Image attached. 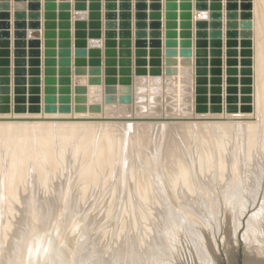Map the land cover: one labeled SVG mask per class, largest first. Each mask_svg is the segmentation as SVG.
<instances>
[{
    "label": "rangeland",
    "instance_id": "obj_1",
    "mask_svg": "<svg viewBox=\"0 0 264 264\" xmlns=\"http://www.w3.org/2000/svg\"><path fill=\"white\" fill-rule=\"evenodd\" d=\"M198 1L200 0H160L159 2L162 4V7L157 8L155 7V5L156 3H158V0H0V116H2L3 114L2 116L3 118L2 117L0 118L1 119L0 120V127H1L0 155L2 154L0 156L1 157L0 176L3 177L4 176L3 174L8 172V167H10L11 164L15 165L16 163V165H19V162L24 163L23 159H26V157H30L29 161H27L28 159L24 160L29 162V164L25 162L24 166H21V163L20 166H17V169L20 167L19 170H21L22 168H25L28 165L25 168L28 170L23 169L24 171L28 172L25 179L24 177L23 179L21 177V176H25L21 174V172L26 174L23 170L19 172L20 175L16 173L18 171L16 169V165L15 168L14 166L13 168L11 167L10 168L13 171L14 169L15 171L17 170L13 174L16 173L18 176L14 175V177L11 178L10 176L11 175L13 176L12 174L13 171H11L10 168L9 170L11 171V173L9 171L10 174L9 173L5 174V179L9 178L8 181L10 180V182H8V184L10 183L9 185L12 186V184L15 183L14 188L16 192H13L15 193L14 196L12 193V190L14 191V189L11 188V186L9 187L7 183H4L5 180L3 181V183L7 185L5 187H7V189L10 190L12 194L11 193L8 194L9 192L6 191V188L5 190H3L4 186L3 183H1L2 180L0 178L1 180L0 181V215L7 214L6 219L7 218L9 219L8 215H10L11 218L9 219V221L7 220V222L10 225L6 224L7 222L5 223L4 220L6 227L5 224H3L2 222L3 220L0 221L1 224H3V226L5 227V229H3L4 227H2L1 225L2 232H0V238H1L0 241L8 242V240H10L11 237V240L13 241L14 239V241L16 242V246L20 250L24 249V251L22 250L21 252L25 254L24 255L21 252L19 253L18 252L19 249H17V247H14L15 243L13 244V242L10 240L12 242L11 243L9 241L11 245L8 246L9 243H7V246L9 248L6 245L4 246L3 242L0 243L1 246L6 247L5 249H7L4 250L3 247H0V253L3 252L2 253L3 256H6V257H2L1 254L0 256L1 259H5L6 261L9 259L8 261L11 262L10 264H21V262H19L18 260L23 261V258L26 257L27 253L29 254V251L30 252L32 251L31 247H36V244H33L34 243L33 240H36L35 243L37 242V240L38 241L42 240L38 242L39 244L41 242V245H44L43 243L45 242V239L43 240L42 238H40L41 236L43 238L47 237L46 239H48L49 237L48 241H50L51 238L53 237L57 238V240L60 241L61 238L60 235H62L63 234L62 231H64V233L67 234L65 235V237L66 236L68 237V235L69 237L71 235L73 236L72 237L73 239L71 237L70 238L68 237L69 239H71L69 240V242L71 243L72 241V243L71 244L68 243L66 254L67 257H69V259L67 258V261L68 260L70 261H68L66 264L68 263L71 264L70 263L71 261H74L72 262V264L75 263L76 264H91V263L92 264H98V263L99 264H137V263L150 264L151 260L152 261L158 260L159 262L161 261L160 264H167L171 262L172 258H173L172 263L169 264H175V263L202 264L205 254L206 256H211L212 258H214L213 260L210 261L209 264H243V257L245 255V242L243 240V243L241 242L242 244H240V247L238 248L236 241L237 239L239 240L241 239L244 231L246 230L245 228L247 227V221L249 219L248 216H251V213L253 215L254 214L253 212L258 211L260 208L262 209L264 206V195L263 193H261L264 192V186H263L264 185V149H263L264 148V141H263L264 140V24L262 23L260 12L253 7V0H221L222 3L221 6L222 8L220 9V12L222 14L220 19V21L222 22V25L220 27L222 31V35L220 37L221 45H216L215 43H213V38H211V31L215 30V28L212 27L214 26L212 22L217 20L211 17V13L215 11L211 9L213 5V1L206 0L205 3H207L208 7L204 9L203 8L199 9V7L197 6ZM137 3L142 4V10L137 9ZM137 12H142L144 13V15L141 18H138L136 16ZM231 13L233 15L232 17L229 16ZM200 19L205 20L209 25L205 29L207 33H210V35L208 34V38H207L208 44L207 46H205L206 55L198 54V49H202V48L199 47L197 44V41L199 39L197 33L199 29L197 28L196 23ZM158 20L162 22L163 24L162 28L156 27V21L158 22ZM140 21L143 22L144 27L139 29L136 28L135 24ZM230 22H232L231 26L228 25ZM138 31H142L141 33L142 35L139 37L137 36ZM157 41H160L159 45ZM228 41H232V44L230 45L227 44ZM156 58L160 59L159 64L154 62L155 61L154 59ZM229 60H233L232 64L230 63V65L228 64ZM229 68L234 69V74L231 75L232 77H234L236 81L234 85H231L232 87L236 88L235 92L232 95L236 98V101L234 102L228 101V96L231 94L228 92V87L230 85L226 81V79L230 76L227 72ZM219 72H221V75L219 74ZM219 78L221 79V81H219ZM248 78H251V80L248 81ZM249 87L252 88L251 92H248ZM201 96L204 97V100L202 102L199 101V97ZM248 96L251 97L250 101L246 100V97ZM230 104L235 106L236 109L233 111L228 110V106ZM199 107H203L204 109L200 110ZM67 117H72V118H67ZM74 117L75 118L80 117L86 119L87 118L98 119V120H83V121L69 120V119H75ZM47 118L55 119V120H50V121L41 120ZM56 118H59L57 121H59L60 119H66V120H61L59 121L60 124L58 122L56 124L55 122ZM26 119H39V120L29 121ZM5 122L6 124L8 123L7 126ZM61 122H65V125L67 124L65 130L62 128L64 124L63 123L61 124ZM218 122L221 125L218 124ZM52 123L55 124L54 126L59 124L58 126H56V129H58L57 127L62 126L61 128L63 130L60 128L59 129L61 130L60 132H57L59 130L54 131L53 128L55 127L53 126ZM215 124H218L221 127L223 125V129L225 128L224 126H226L229 130H231L233 126L232 128L233 132L231 131L232 132L231 134L234 133L232 135L233 137H231L230 131L227 128H226L227 131L223 129H219L221 130L219 132L218 128L220 127L219 126L217 127V125ZM245 124L248 129L250 127L249 129L250 131L245 127ZM51 125L53 128H49ZM183 125L185 126L184 128ZM105 126H109V127H105ZM234 126H235V130L237 129V132L239 131L238 132L239 136L237 137L235 136L237 132L234 130ZM167 128L168 131L165 130ZM199 128L202 131L199 130ZM251 128H254L255 130ZM48 129H50L52 133L54 132L53 134H55L56 132V135H54V137L55 136L56 137L54 139H53V135H51L52 133ZM150 129L152 130V132L154 130V132L152 133ZM171 130L174 131L172 132ZM177 130L179 131V134L181 132L182 133L179 135ZM199 131L202 132L201 133L202 135L198 133ZM224 131L230 135L224 133ZM72 132L75 134L74 138L72 137L73 136ZM112 132L113 133L115 132L114 136ZM157 132L160 133L161 136ZM164 132L168 134V136ZM169 132L173 133V134L171 133L172 136L170 135ZM212 132L214 135H215L214 132H216V136L218 133L220 134L224 133L222 134V137L224 135V138H222L220 134H218L220 135V137L218 136L213 137L214 135L212 134ZM68 133H72L71 134L72 136L70 137L69 135L68 137ZM116 133L117 135L120 134V136L124 135V138L117 136ZM134 133H137V135ZM140 134H142L143 136H141ZM163 134L165 135V137L166 136L167 137L164 138ZM225 134L231 139L232 138L234 140L237 139L234 141L236 142V144L240 143L239 144L240 148L238 146L235 147L236 144L234 146L236 149L233 147L236 151L239 148L240 149L239 153H236V151H234V149L231 148V146H233L231 142L233 141H230L228 137L227 138L229 139V141L227 142L228 144H231V146L226 143L227 138ZM65 135H66L65 137L66 139L64 138ZM247 135H250V138L247 137ZM179 136L180 137L183 136L181 137L182 139ZM21 137L24 139L28 137L27 139L29 141H27L26 139L27 143L23 144L26 141L21 143L20 141ZM184 137H186L187 140ZM146 138H149V141ZM220 138L223 140V141L220 140V142L222 143L219 142ZM135 139L136 142L140 141L139 144L138 142L137 143L135 142ZM130 140H131V144H130ZM217 140L220 143V144L218 143L220 146L222 144L224 145L226 153L228 152L230 153V151L233 150L231 152L232 154L234 153L233 154L234 156L231 154L232 157L231 156L224 157V155L226 156L227 154H225L224 148H222L223 145L221 146V148L223 149L222 150L220 146L217 144ZM97 141L99 142L100 145L98 144ZM19 142L20 144H17ZM45 142L46 143L49 142V143L45 144ZM109 142H111L112 144ZM210 142H214L215 144ZM77 143L80 144L78 145ZM114 143L115 145L116 144L117 145L114 146ZM225 143L228 149H226L227 147L225 146ZM83 144L84 146L85 145L87 146L84 147ZM96 144L98 145L96 146ZM120 144H121V148L118 147L120 146ZM136 144H138L137 145L138 147L136 146ZM189 145L192 147H189ZM193 145H196L194 146V148H197L198 150L194 149ZM23 146L26 148H24ZM75 146L76 148L78 147V149L80 148L79 146H81L80 152H77L78 150L75 148ZM27 147H29L28 148L29 150H27ZM108 147L109 148L113 147V148L112 150L111 149L109 150ZM132 147L135 150H133ZM102 148L103 150H101ZM167 148L169 150H167ZM214 148H218L216 149L217 156H215L216 151H212L215 150ZM155 149L156 152L154 151ZM161 149L163 150L164 154L168 151L166 153V156L162 154ZM74 150H77L75 151L76 153L73 152ZM119 150L122 151L120 152ZM144 150L146 151L145 154L147 156H150L149 159L145 158L146 156L145 154H143L144 152H142V155H140L141 151ZM176 150L179 153L183 150L184 152L186 151L188 152V154H190V155L187 154L191 158V159L190 158L187 159L189 160V162L186 161V157H184V155L185 156L187 155L184 153H182L183 159L181 158V156H180L181 159L179 158L180 160H184L185 164L187 165L189 164L188 167L184 165V163H182L183 161L182 162L178 161L177 157H176L177 159H175L174 156L175 153H177L175 152ZM204 150L205 152L206 151L208 152L207 155L204 152ZM220 150H222V154ZM102 151H104L105 154L102 153ZM158 151H161V153ZM209 151H212L213 154ZM98 152L101 153L102 155L101 154L98 155ZM117 152H119L121 156ZM22 153L23 154L25 153L24 155H26V157ZM157 153H160V155ZM179 153H177L178 156L181 155V153L180 154ZM235 153L237 156H235ZM45 154H49V156L51 155L50 157L54 159L53 160L54 164L53 162H51L52 159L49 158V156H48L49 159L47 160ZM78 154H80V156ZM112 154L114 156L117 155L116 160H114V158L111 157ZM155 154H157L159 157H157V155ZM192 154H194L195 157ZM137 155L138 157L142 156L144 160L140 158L138 159ZM161 155L164 157H162ZM171 155H173V158L175 160L171 157ZM22 156H24V158H22ZM99 156L101 157L100 158L101 160L99 159L98 161L97 158H99ZM109 156L113 158V162L111 164L109 163L111 162V158ZM154 157L156 158L154 159L156 161L159 159L157 163L156 162L154 163V160H152ZM197 157L199 159L201 157V160H199ZM206 157H209V159ZM215 157L216 159L217 158L218 159L215 160ZM230 157L231 158L234 157V158L231 159ZM251 157L254 160H252ZM17 158L19 159L17 160L18 162L16 161ZM171 158L173 159L174 162L171 161ZM192 158L193 160L194 158L195 160L197 158V160L191 162ZM228 158L233 162L231 163V161H229ZM130 160L133 161L130 162ZM162 160H164V162H162L163 165L162 163H159ZM139 161L140 162L143 161L144 164L143 163L141 164ZM149 161L151 162L150 164H148ZM175 161L177 163H175ZM200 161L203 162V164L205 163V165H203ZM222 162H224L223 164L225 165L222 164L223 166H221L220 163ZM238 162H241L243 166H241V164H239ZM95 163L97 165L96 167L98 168L93 167ZM125 163L127 164V166ZM168 163L169 164L173 163V164L169 166ZM192 163H195V166L196 165L198 166L200 163L201 165H199L200 167H191L194 166V164ZM98 164L99 165L101 164L100 166L104 165V167L102 166L103 167L102 170ZM146 164L148 165L145 166ZM178 164L179 166H177ZM207 164L208 166L210 165L211 167H206ZM233 164L234 167H232ZM111 165L112 167H110ZM158 165L160 166V168L158 167ZM239 165L242 167V169ZM53 166L54 168L57 169L52 168ZM168 166L169 167L172 166V167L168 169L169 171L168 170L165 171ZM132 167L135 168L134 170L131 171V169H133ZM140 167H142L141 168L142 170L140 169ZM144 167H146L147 169H145ZM149 167L150 168L152 167L151 168L152 170H150ZM231 167L233 168V170L236 169V167L237 168L239 167L240 169L238 172L236 171V173L234 170V174L231 175V173L233 172L232 170H231L232 172L229 171ZM47 168L49 170L50 168H52L51 170L53 172L51 173V171L47 170ZM110 168L113 170H111ZM127 168H128V172L130 171L129 173H127L126 170ZM177 168H178L177 173H179L178 176L180 175L179 177L177 175L175 177V174H177L175 173L176 172L175 169L177 170ZM194 168L196 171H193ZM206 168L207 169L209 168V170L210 169L213 170L207 171ZM144 169L148 171H145ZM227 169L229 172L227 171ZM1 170L2 172L5 170L4 173H1ZM58 170L60 171L57 172ZM163 170L166 173L167 172L171 173L172 171L174 172L173 175L172 173L163 174L164 172ZM199 170L203 171L202 172L203 174L202 173L200 174L201 171L199 172ZM218 170L221 173H223V175L220 174ZM29 171L31 172L29 173ZM63 171H64V175L61 176V174H63ZM133 171H135V173L137 171L136 175H134L135 173H131ZM191 172L192 173L196 172V174L195 173L192 174ZM227 172L230 173V175ZM122 173L124 174L122 175ZM125 173L128 175L126 176ZM256 173L258 175H256ZM8 174L10 175L9 177ZM53 174L54 176L56 175L57 178H53L54 177ZM182 174L184 176L185 182H189V184L186 183L187 184L185 185L186 187L179 188L180 185L178 184H181L183 181L182 180L183 178L181 179V177H183L181 176ZM191 174L194 175L195 177L197 176L198 177V178L196 177L197 180ZM51 175L52 177H50ZM169 175H172L171 177H174L175 179L170 177L171 181L170 180L167 181ZM58 176L62 178L59 179L60 182L58 181L59 183L57 184L56 179L58 180L59 178ZM125 176L128 178H126ZM140 177L142 178L147 177L148 179L143 178L142 180V178L140 179ZM189 177H194L193 179L191 178V180L195 181V183L194 181H192L191 183L192 185H194V187L191 186L190 184L191 180ZM199 177L200 178L202 177V181L201 179H199ZM222 177L227 179L228 182L227 180L224 181V178ZM230 177L233 178V180L235 181L231 180ZM51 178H53L52 185H50ZM177 178H179V180L180 179L182 180V181L180 180L181 183H179ZM2 179H4V177ZM21 179L23 181L24 180L26 181H24L25 183L21 182L20 185ZM121 180L122 182H124L125 180L127 181L124 182L127 188L124 187L125 185H123L124 183H122ZM144 180L145 181L148 180L149 182L154 183V185L145 182ZM151 180L154 182H152ZM12 181L13 183H11ZM128 181L131 182L129 183ZM256 181L259 183L255 184ZM138 182H140V184H138ZM161 182L162 185L160 187ZM169 182H173V186H175L176 184L178 187L177 186L172 187V183L169 186L170 184ZM197 182L198 183L201 182L206 185L204 184L196 185L198 184ZM232 182L237 184L236 185L234 184L235 186L231 184L232 189H229L231 185L227 183H232ZM136 183L139 186L143 185V187L148 183L149 185L147 184L145 188L148 187L149 189L157 192V194L152 195V193L155 192L153 191L151 192V190L149 191V189L145 190V188L141 187L144 189V190L142 189L144 192L142 193L143 194L142 196H139L140 194L137 191L139 190L138 189L139 186ZM184 183H182L181 186H183ZM239 183L240 184L242 183V186L239 185ZM250 183H252L253 185H251ZM16 184L18 188L16 187ZM155 184H157L156 185L157 188H155L154 190L152 188V185L154 187ZM227 185L228 186L230 185V187H228ZM255 185L257 186L256 188ZM162 186H164L165 189L162 188ZM195 186H197L199 189H201L202 187V189L199 190ZM238 186H240L239 187L240 190L237 188ZM250 186L253 187L250 188ZM133 187L134 189L137 187L136 188L137 192H134ZM170 187L172 188L170 189ZM235 187L236 189H238L237 191ZM173 188H179V189L183 188V189L179 191ZM184 188L188 189V190L185 189V191L187 192L189 191V194H186ZM224 188L226 190L228 188V190H230V193L228 194L229 191L225 192L226 190ZM162 189H164L165 191L167 190L166 193L168 195L165 193V191L163 192ZM197 189L202 194L200 192L197 193ZM204 189L207 190L206 193L203 192ZM222 189L224 191H222ZM234 189L236 191V194L235 192L234 194L232 192L234 191ZM250 189L253 191L251 192ZM124 190L126 194L124 193ZM255 190L258 193H255ZM3 191H6V193L9 196H7V194H5V192ZM147 191L149 192L150 195H152L155 198L159 196L158 199H154L152 196L149 195L148 197H145L144 193H146L147 195L148 194ZM182 191H184L185 193L184 192L182 193ZM175 192L177 193L175 194ZM237 192H239V194H237ZM130 193L134 195L135 199H133V195H131ZM191 193H194L195 196L192 194L193 197L192 196L189 197ZM250 193L251 195L252 193H254L253 196L257 194L258 197L256 196L257 198L256 197L250 198L253 197L250 195ZM164 194L167 196L165 197ZM209 194H211V196H209ZM126 195L127 196L131 195L132 199L130 196L127 197ZM136 195H138L140 198L142 197L143 201L139 199V197L138 200H136L137 198ZM6 196L8 199L6 198ZM10 196L11 199L9 198ZM114 196H115L114 201L117 204H115L114 201L112 202L110 200ZM200 196L207 197V201L209 203L208 202L206 203V201L203 202V200L206 199H203L205 197L201 198ZM12 197L15 198L17 197V198L15 200V198ZM211 197H213L214 199L212 198L213 200L212 199L209 200V198ZM232 197L234 199L236 197L235 200L237 201L233 200ZM5 198L10 203L7 205L8 206L10 205L9 207L10 208L12 207L13 209L12 208L10 209L8 208L7 205H5L7 201L5 200ZM126 198L131 199L130 203H128L129 205H127L129 199L126 201ZM144 198L146 199L148 198V200L149 198H151V200L153 198L154 200L157 201L155 202L153 200L152 201L154 203L157 202V204L156 205L154 203L148 204L146 202H149L150 200L148 201ZM221 198L224 199L225 205ZM259 198L263 199V200L260 199L263 202L262 206L260 205L261 201L258 200ZM168 199L169 201H167ZM230 199L231 201H234L233 204L230 201ZM254 199H257V201L255 200L256 203L254 202ZM109 200L111 203L109 202ZM132 200H135L136 202L138 201L139 205L136 204L135 201L132 202ZM161 200L162 202L165 201L164 204L160 205L162 204L161 202L158 205V202H160ZM238 200L240 201L238 202ZM2 201L5 203H3ZM10 201L12 203H15L16 206L15 204H12ZM106 201L109 202V204H107ZM125 201L126 203H124ZM139 201L143 203L141 202L139 203ZM210 201L214 202V204ZM217 201H219L218 202L219 204H217ZM220 201L223 203L221 204ZM104 202L107 204L108 207H106V204ZM121 203L124 204L125 206L122 205L121 207ZM132 203H134L133 205L135 207L136 206L138 207L142 206V207L141 208L137 207L138 211H136V208L134 211V206L132 205ZM168 203L171 204V205L169 204L170 207L174 206V208L172 207L171 209ZM111 204L114 206H112ZM147 204L153 208L156 206L158 211L156 209L150 208ZM227 204L230 205L231 208H229L230 206H228ZM183 205L186 206L185 208L187 210H185ZM222 205H224L225 207L228 206L226 208L227 210L228 208L230 210L233 208V210L235 209L239 211L234 210L233 212L231 210L230 212L229 210V212L226 213L225 211L227 210L224 209L225 210L224 211ZM233 205L234 207L236 205V207L235 208L232 207ZM246 205H248L249 208ZM238 206L242 209L240 210ZM245 206L247 207L246 209ZM162 207L163 209L166 207L165 211L162 209ZM211 207H213V209H211ZM52 208L54 209L52 210ZM111 208L113 209V212ZM145 208L148 209V212L151 210L150 211L151 213L146 212L147 209ZM192 208H194V210ZM14 209H16V213H14L15 212ZM43 209L45 211L44 214L43 211H41ZM142 209L143 212L141 211ZM188 209H192V211H194L192 212L191 210H189L191 211L190 212L191 216L189 214L186 215V212L183 213L184 210L188 211ZM35 210L39 211V213L40 214L42 213L44 216V220H42L41 215L37 213V216H40L37 218L39 220L38 222L39 223L41 222L42 225L41 223L40 224L37 223L36 225H34V222H36L34 220V218L36 219ZM122 210L123 212H121ZM213 210H216L217 212L216 211L213 212ZM124 211L126 212L128 211L126 215L124 214L125 213ZM144 211L147 213L148 216L144 213ZM156 211L158 212V214L156 213ZM166 211L168 212V215ZM132 212L133 213L137 212V215L135 213L136 215L135 216ZM211 212H213V214ZM215 212H216L215 214L216 216L214 215ZM224 212L225 214H227V218L226 215L223 216ZM239 212H241V214ZM140 213L142 214V216L146 215L147 218L145 216L143 217L146 218V220L147 219L148 220L146 221L143 218L144 220L142 219L141 221L140 217L142 216ZM192 213H195V215L193 214L194 219H192L193 218ZM45 214L47 217H45ZM131 214L134 216H132ZM154 214H156L157 216L158 215L161 216L153 217L155 216ZM124 215L127 216V218L124 217ZM183 215H186L188 220L192 222L191 224L193 225H191V227L189 226L190 223H187V219L185 216L184 218ZM233 215H236L234 216L236 217V220L238 219L237 216L240 215L239 216L240 220L239 219L237 220V222L239 221L238 224L237 222H234L236 220L234 219ZM122 216L124 217V219ZM129 216L134 217V219L133 218L132 219L135 221L136 218L139 217L138 218L139 220L133 223L131 222L132 219H130L131 217ZM231 216L233 218L230 219ZM12 217L14 218V220H12ZM27 217L29 218V221H27ZM1 218L3 217H0V220ZM125 218H126V223L122 221V226H120L119 224V222L121 223L120 220H125ZM149 218H151V221H149L150 220ZM160 218L163 219L165 224L170 226L171 225L173 226L175 225V226L174 227L171 226L172 227L171 229L170 226L167 225L165 226V224L163 225L164 222ZM49 219L52 223L49 221ZM195 219L198 221H196ZM201 219L203 221H201ZM228 219H230L231 221ZM23 220L24 222L27 221L25 222L27 223L26 227L22 223ZM166 220L173 222V224H171L169 221L167 222ZM183 220L184 222H182ZM199 220L201 222H199ZM127 221L128 223L129 222L130 223L128 224ZM138 221L140 223H138L137 225L138 227L137 226L135 227L134 225H136ZM204 221L205 223L203 224ZM178 222H179V226L180 223L182 222L180 227L178 226ZM228 222L231 224H229ZM232 222L234 223L235 226L240 224L241 225L239 227L238 226L234 227V225H232L233 224ZM183 223L187 225H184ZM226 223H228V225ZM147 224H149L148 227L146 226ZM57 225H60L61 227ZM117 225L120 226V228H123L124 226V229H122L123 231L121 229H118ZM150 225L152 226L151 228ZM85 226L87 227L85 228ZM128 226H130L133 230L130 229V227ZM193 226L199 228L198 229L199 231L197 230L196 232L195 229L197 228H194ZM7 227L8 230L10 229L11 231H13L12 229L15 228L14 229L15 232H13L14 234L10 232V230L9 231L7 230L8 232L6 234L9 237L5 236ZM175 227L177 229H175ZM135 228H136L135 231L136 234L134 233ZM156 228H157V232L155 231ZM180 228L183 230H185L186 228V230L189 232H186V230L182 231ZM211 228L212 230H210ZM234 228L235 230L236 228L237 229L239 228V231L236 230L237 231L236 232ZM128 229L131 230V232L132 231L133 232L127 233ZM149 229L154 232L149 231ZM173 229H175V231L178 232V234H176V232ZM190 229H192V231H190ZM227 229L229 230V233ZM39 230L41 232H39ZM138 230L140 232H138L137 234ZM162 230L165 231L166 239L165 238L164 239L166 241L163 239L164 236L162 235L164 232ZM166 230L169 232H171L170 230H173L172 233L173 232L174 233L173 234L170 233L169 235V232H167ZM193 230H195V233ZM48 231L49 234H47ZM142 231L144 232L142 233ZM11 233L15 236L16 239L17 238L18 239L16 240L15 238H13L12 237L13 235H11ZM125 233H127L128 235ZM158 233L161 236H159ZM184 233L187 235H185ZM230 233L231 234L235 233V234H232L233 235L232 236ZM120 234L121 235L123 234L122 235L123 237L127 236V238H125L126 240ZM129 234L130 236L132 234L134 235V238L132 237V240L129 239L130 237ZM145 234H146V238H144ZM152 234H155V238L154 235ZM17 235H22V237ZM37 235H39L40 237L37 238ZM167 235L168 237L171 236L169 238L173 239L174 243L171 242L172 240L169 239L170 240L169 241L167 239L168 238ZM172 235L174 236V238L172 237ZM176 235L177 237H175ZM2 236L5 237V240H3L4 238ZM31 236L35 239H33ZM148 236L150 239L148 238ZM197 236H200L199 241L197 240L198 239ZM227 236L228 237L231 236L229 237L230 239H227ZM30 237L32 238V242L30 240L31 239ZM193 237L197 239L195 238L193 239ZM161 238L164 241L161 240ZM176 238H178V241ZM191 238L192 241L197 240V242L193 241V243L194 246L195 245L197 246V244H199L197 246L199 248V251L197 250L198 248L192 245L193 243L191 241ZM116 239L118 241H116ZM128 239L130 241H128ZM144 239H147V241L150 242V244ZM200 239L201 240L205 239L206 243L202 242ZM228 240H231L232 242ZM124 241L127 243L126 246ZM142 241L143 243H140ZM200 241L201 244L203 243L202 245L198 243ZM113 242L115 243V245H113L114 244ZM164 242L167 243L169 242L171 245L167 243L164 244ZM195 242L197 244H195ZM144 243L145 245H143ZM178 244L180 247L178 246L176 249V245ZM207 244H209L210 246ZM41 245L40 246L37 245V247H42ZM131 245L133 246L131 247ZM211 245L213 246V249H211L212 247ZM80 246L83 248H80ZM141 246H144L146 249L148 246V250L146 251L145 248L143 250ZM26 247L28 251L25 250ZM204 247L208 249H204ZM172 248H174V250H172ZM234 248L238 250L236 251V253L233 254ZM175 249L176 251L178 250L177 253L179 252L177 255L178 258L176 257L177 253L176 254L174 253L176 252ZM145 251L150 255H147ZM14 252L15 253L18 252V253L15 254ZM167 252L168 253L170 252L169 255ZM195 252L198 253L200 252V253L196 254ZM207 252H210V254L212 255H210L209 253L208 255ZM164 253L165 254L167 253V255H165ZM9 254H12L11 255L12 257ZM201 256L203 257L201 258ZM227 256L229 257V259L232 260L229 261ZM169 258L170 260H168ZM154 261L151 262V264L153 263L155 264ZM0 263H2V261ZM156 264H158V262Z\"/></svg>",
    "mask_w": 264,
    "mask_h": 264
},
{
    "label": "bare ground",
    "instance_id": "obj_2",
    "mask_svg": "<svg viewBox=\"0 0 264 264\" xmlns=\"http://www.w3.org/2000/svg\"><path fill=\"white\" fill-rule=\"evenodd\" d=\"M32 2H33V1H32ZM58 2H59V1H58ZM250 2H251V1H250ZM34 3H35V1H34ZM245 4H246V3H245ZM10 5H11V4H10ZM5 7H6V6H5ZM253 7L256 8V10L260 12V14H261V19H262V23L264 24V0H253ZM254 8H253V9H254ZM252 11H254V10H252ZM35 12H36V11H35ZM250 12H251V11H250ZM251 13H252V12H251ZM252 15H253V14H252ZM54 29H55V28H54ZM43 30H44V29H43ZM50 31H51V30H50ZM41 32H42V31H41ZM41 35H42V34H41ZM39 37H40V36H39ZM39 45H40V43H39ZM3 106H4V105H3ZM2 113H3V112H2ZM2 116H3V114H2ZM2 116H0V118H1ZM2 118H3V117H2ZM56 119H59V118H56ZM0 120H1V119H0ZM54 120H55V119H54ZM3 121H4V120H3ZM59 121H60V120H59ZM59 121L56 120V121H55L56 124H57V122L60 124ZM62 123L65 125V122H61V124H62ZM5 124H6V122H5ZM5 124H3V125H5ZM7 124H8V123H7ZM7 124H6V126H7ZM52 124H53V123H52ZM59 124H58V125H59ZM218 124H220V123L218 122ZM218 124H215V125H217V127H218V126H219ZM222 124H224V123H222ZM3 125H2V128H3ZM54 125H55V124H53V126H54ZM58 125H56V126H58ZM64 125H63V127H62V126L57 127L58 129H56V126H54L55 128H53L52 125H51L49 128H53V130L55 131V130H59V129L62 127V128L65 130V127H66L67 124H66L65 126H64ZM70 125H71V124H70ZM220 125H221V124H220ZM225 125H226V124H225ZM234 125H235V124H234ZM195 126H196V125H195ZM239 126H240V125H239ZM247 126H249V125H247ZM69 127H70V126H69ZM105 127H109V126H105ZM181 127H182V126H181ZM184 127H185V126L183 125V128H184ZM193 127H194V126H193ZM219 127H220V128H218V130H219V129H223V125H222V127H221V126H219ZM224 127H225V128H224L223 130L227 131V130H226L227 127H226V126H224ZM236 127H237V124H236ZM243 127H244V126H243ZM245 127H246V124H245ZM0 128H1V127H0ZM62 128H61V129H62ZM183 128H182V129H183ZM190 128H192V127H190ZM232 128H233V126H232ZM232 128H231V130H229V129L227 128V129L230 131V134L233 132V131H232V130H233ZM239 128H240V127H239ZM246 128H247V127H246ZM254 128H255V127H254ZM254 128H251V129L255 130ZM63 129H62V130H63ZM102 129H104V128H102ZM107 129H109V128H107ZM170 129H172V128H170ZM178 129H179V127H178ZM185 129H186V128H185ZM196 129H197V128H196ZM243 129H244V128H243ZM247 129H248V128H247ZM247 129H246V130H247ZM249 129H250V127H249ZM249 129H248V130H249ZM48 130L50 131V129H48ZM53 130H52V131H53ZM111 130H112V129H111ZM111 130H110V131H111ZM116 130H117V129H116ZM144 130H145V129H144ZM150 130H151V129H150ZM163 130H164V129H163ZM165 130L168 131V128L165 129ZM199 130H201V129L199 128ZM211 130H212V129H211ZM234 130H235V126H234ZM238 130H239V129H238ZM246 130H245V131H246ZM1 131H2V130H1ZM60 131H61V130H59V131H57V132H60ZM135 131H136V130H135ZM145 131H146V130H145ZM145 131H144V132H145ZM157 131H158V130H157ZM160 131H161V130H160ZM160 131H159V132H160ZM171 131L173 132L174 130H171ZM177 131H178V130H177ZM183 131H185V130H183ZM189 131H190V129H189ZM191 131H192V129H191ZM194 131H195V130H194ZM197 131H198V130H197ZM201 131H202V130H201ZM209 131H210V130H209ZM220 131H221V130H219V132H220ZM225 131H224V133H227V132H225ZM229 131H228V132H229ZM231 131H232V132H231ZM235 131L237 132V129H236ZM249 131H250V130H249ZM251 131H252V130H251ZM50 132H51V131H50ZM50 132H48V133H50ZM118 132H119V131H118ZM140 132H141V131H140ZM149 132H150V131H149ZM149 132H148V133H149ZM151 132H152V130H151ZM153 132H154V130H153ZM153 132H152V133H153ZM165 132H166V131H165ZM165 132H164V133H165ZM172 132H169L171 136H172V134H173ZM203 132H204V131H203ZM217 132H218V131H217ZM222 132H223V131H222ZM222 132H221V133H222ZM238 132H239V131H238ZM238 132H237V134L235 133V134H236V135H235L236 137L239 136ZM7 133H8V131H7ZM51 133H52V132H51ZM53 133H54V132H53ZM53 133H52L51 135H53V139H54V138L56 137V136L54 137V135H56V132H55V134H53ZM72 133H73V132H72ZM72 133H68V137H69V135H70V137H71V136H72V135H71ZM110 133H111V132H110ZM114 133H115V132H114ZM114 133L112 132L113 136L115 135ZM138 133H139V132H138ZM141 133H142V132H141ZM157 133H158V132H157ZM171 133H172V134H171ZM174 133H175V132H174ZM181 133H182V132H181ZM181 133H180V134H181ZM187 133H188V130H187ZM195 133H196V132H195ZM198 133L201 134L202 132L199 131ZM209 133H210V132H209ZM214 133H215V135H214L213 132H212V134L214 135L213 137L216 136V132H214ZM224 133H222V134H224ZM105 134H106V133H105ZM134 134L137 135V133H134ZM142 134H143V133H142ZM142 134H140V135L143 136ZM145 134H147V133H145ZM155 134H156V133H155ZM158 134H160V133H158ZM165 134H166V133H165ZM175 134H176V133H175ZM178 134H179V131H178ZM180 134H179V135H180ZM218 134H220V133H218ZM218 134H217L218 137H220V135H221V137H222V134H220V135H218ZM227 134H228V133H227ZM230 134H228V135H230ZM233 134H234V133H233ZM233 134H231V137H233V136H232ZM247 134H248V133H247ZM0 135H1V134H0ZM5 135H6V134H5ZM8 135H9V134H8ZM66 135H67V134H66ZM66 135L64 136V138L66 137ZM107 135H108V134H107ZM116 135H117V133H116ZM150 135H151V134H150ZM163 135H164V134H163ZM166 135L168 136V134H166ZM170 135H169V136H170ZM187 135H188V134H187ZM191 135H192V134H191ZM191 135H190V136H191ZM201 135H202V134H201ZM6 136H7V135H6ZM26 136H27V135H26ZM26 136H23V137H26ZM46 136H47V135H46ZM74 136H75V134L73 133V136H72V137L74 138ZM104 136H105V135H104ZM108 136H109V135H108ZM111 136H112V135H111ZM117 136H120V134L117 135ZM128 136H129V135H128ZM152 136H153V134H152ZM160 136H161V134H160ZM167 136H166V137H167ZM190 136H189V137H190ZM194 136H195V134H194ZM217 136H216V137H217ZM225 136H226V134H225ZM235 136H234V138H235ZM251 136H252V135H251ZM68 137H67V139H68ZM76 137H78V136H76ZM120 137H123V138H124V135H123V136L121 135ZM120 137H119V138H120ZM125 137H126V136H125ZM139 137H140V136H139ZM145 137H146V136H145ZM155 137H156V135H155ZM166 137H165V135H164V138H166ZM179 137H180V136H179ZM181 137H183V136H181ZM181 137H180V138H181ZM198 137H199V136H198ZM208 137H209V135H208ZM227 137H228V136H226V138H227ZM247 137L250 138V135H247ZM4 138H5V137H4ZM6 138H7V137H6ZM27 138H28V137H27ZM27 138H26V139H27ZM116 138H117V137H116ZM150 138H151V136H150ZM152 138H153V137H152ZM159 138H160V137H159ZM159 138H158V139H159ZM180 138H179V139H180ZM184 138L186 139V137H184ZM190 138H191V137H190ZM222 138H224V135H223ZM226 138H225V139H226ZM228 138L230 139V141H233V142H231V144H232L233 146H231V144H228V142H227V141H229ZM228 138L226 139V143H227L228 145H230L232 149H234V148L237 147V146L240 148V145H239L240 143H239V144L237 143V144H238V145H237L236 142H234V141L237 140V139L234 140L233 138H232V139H231L230 137H228ZM239 138H240V137H239ZM239 138H238V140H239ZM20 139H21V140H20L21 143L24 142V141H26V139H24V138H22V137H21ZM23 139H24V140H23ZM29 139H30V138H29ZM65 139H66V138H65ZM70 139H71V138H70ZM70 139H69V140H70ZM93 139H95V138H93ZM133 139H134V138H133ZM139 139H141V138H139ZM146 139L149 141V138H146ZM167 139H168V138H167ZM169 139H170V138H169ZM179 139H178V140H179ZM181 139H182V138H181ZM194 139H195V138H194ZM212 139H214V138H212ZM3 140H4V139H3ZM22 140H23V141H22ZM109 140H110V139H109ZM123 140H124V139H123ZM131 140H132V139H131ZM131 140H130V144H131ZM154 140H155V139H154ZM165 140H166V139H165ZM165 140H164V141H165ZM171 140H172V137H171ZM186 140H187V139H186ZM220 140H222V139L220 138V139H219V142H220ZM27 141H29V140L27 139ZM27 141H26L25 143H23V144H26ZM45 141H46V140H45ZM47 141H48V140H47ZM89 141H90V140H89ZM89 141H88V142H89ZM91 141H92V140H91ZM93 141H94V140H93ZM107 141H108V140H107ZM117 141H118V140H117ZM128 141H129V140H128ZM128 141H127V142H128ZM142 141H143V139H142ZM142 141H141V142H142ZM148 141H147V142H148ZM158 141H159V140H158ZM162 141H163V139H162ZM174 141H175V140H174ZM189 141H191V140H189ZM204 141H206V140H204ZM204 141H203V142H204ZM208 141H210V140H208ZM212 141H213V140H212ZM215 141H216V140H215ZM222 141H223V140H222ZM263 141H264V140H263ZM70 142H71V141H70ZM88 142H85V143H88ZM97 142H98V141H97ZM112 142H114V141H112ZM120 142H121V141H120ZM132 142H133V141H132ZM135 142H136V139H135ZM137 142H138V141H137ZM137 142H136V143H137ZM139 142H140V141H139ZM139 142H138V144H139ZM145 142H146V141H145ZM201 142H202V141H201ZM219 142H218V140H217V144H218ZM224 142H225V141H224ZM224 142H223V143H224ZM237 142H238V141H237ZM240 142H241V141H240ZM43 143H44V142H43ZM47 143H49V142H47ZM47 143L45 142V144H47ZM90 143H91V142H90ZM106 143H107V142H106ZM106 143H105V144H106ZM109 143H111V142H109ZM115 143H116V142H115ZM115 143H114V146L117 145V144L115 145ZM122 143H124V142H122ZM122 143H121V144H122ZM150 143H151V141H150ZM160 143H161V141H160ZM166 143H167V142H166ZM191 143H193V142H191ZM197 143H198V142H197ZM204 143H205V142H204ZM207 143H209V142H207ZM210 143L215 144L214 142H210ZM220 143H222V142H220ZM220 143H219V144H220ZM226 143H225V146H226ZM229 143H230V142H229ZM233 143H234V144H233ZM17 144H20V142L17 143ZM29 144H30V143H29ZM29 144H28V145H29ZM32 144H33V143H32ZM45 144H44V145H45ZM77 144H78V143H77ZM77 144H76V145H77ZM79 144H80V143H79ZM79 144H78V145H79ZM98 144H99V142H98ZM98 144H96V146H97ZM111 144H112V143H111ZM121 144H120V146H118V147L121 148ZM133 144H134V143H133ZM133 144H132V145H133ZM138 144H136V146H137ZM146 144H147V143H146ZM154 144H155V142H154ZM173 144H175V143H173ZM189 144H190V143H189ZM195 144H196V143H195ZM199 144H200V143H199ZM213 144H212V145H213ZM219 144H218V145H219ZM235 144H236V146H235ZM21 145H22V144H21ZM30 145H31V144H30ZM81 145H82V144H81ZM99 145H100V144H99ZM141 145H142V144H141ZM141 145H140V147H141ZM143 145H144V144H143ZM150 145H151V144H150ZM150 145H149V147H150ZM178 145H179V144H178ZM205 145H206V144H205ZM222 145H223V144H222ZM222 145H221V146H222ZM83 146H84V144H83ZM86 146H87V145H85L84 147H86ZM112 146H113V145H112ZM145 146H146V145H145ZM154 146H155V145H154ZM161 146H162V145H161ZM171 146H172V145H171ZM174 146H175V145H174ZM194 146H196V145H193V148H194ZM201 146H202V145H201ZM219 146H220V145H219ZM221 146H220V148H221ZM234 146H235V147H234ZM23 147H24V146H23ZM29 147H30V146H29ZM29 147H27V150H29V149H28ZM79 147L81 148V146H79ZM84 147H83V148H84ZM92 147H93V145H92ZM99 147H100V146H99ZM104 147H105V146H104ZM110 147H111V146H110ZM137 147H138V146H137ZM149 147H148V148H149ZM163 147H164V146H163ZM175 147H176V146H175ZM175 147H174V149H175ZM189 147H192V146L189 145ZM206 147H207V146H206ZM208 147H209V146H208ZM210 147H211V146H210ZM226 147H227V146H226ZM233 147H234V148H233ZM24 148H26V147H24ZM31 148H32V147H31ZM75 148H76V146H75ZM80 148L78 149V147H77L76 149H77L78 151H77V150H74L73 152H75V151L80 152ZM96 148H97V147H96ZM106 148H107V146H106ZM108 148H109V147H108ZM112 148H113V147H112ZM112 148H109V150H110V149L112 150ZM144 148H145V147H144ZM144 148H143V149H144ZM161 148H162V147H161ZM168 148H169V147H168ZM168 148H167V150H169ZM176 148H177V147H176ZM186 148H187V147H186ZM186 148H185V149H186ZM218 148H219V147H218ZM218 148H214L215 150H212V151H216L215 156H217V155H216V154H217V150H216V149H218ZM222 148H224L225 154H227L226 156L224 155V157H229V156H231V154H232L231 151H233V150L229 149V150H231L230 153H229V152L226 153V150H225L224 145H223ZM222 148H221V149H222ZM239 148H238V150H237L238 152L235 150L236 148L234 149V151H236V153H239V151H240ZM262 148H263V147H262ZM117 149H118V148H117ZM127 149H128V148H127ZM132 149H133V147H132ZM162 149H163V148H162ZM162 149H161V150H162ZM165 149H166V146H165ZM183 149H184V148H183ZM194 149H197V148H194ZM194 149H193V150H194ZM204 149H205V147H204ZM208 149H209V148H208ZM226 149H228V147H227ZM263 149H264V148H263ZM24 150H25V149H24ZM32 150H33V149H32ZM32 150H31V152H32ZM85 150H86V149H85ZM96 150H97V149H96ZM101 150H103V148H102ZM107 150H108V149H107ZM122 150H123V149H122ZM122 150H121V151H122ZM133 150H135V149H133ZM137 150H139V149H137ZM159 150H160V149H159ZM188 150H190V149H188ZM197 150H198V149H197ZM206 150H207V149H206ZM210 150H211V148H210ZM222 150H223V149H222ZM222 150H220V151H221V154H222ZM116 151H117V150H116ZM116 151H115V152H116ZM119 151H120V150H119ZM121 151H120V152H121ZM129 151H130V150H129ZM148 151H149V149H148ZM154 151L156 152V149H155ZM171 151H174V150H171ZM179 151H180V150H179ZM182 151H183V150H182ZM182 151L180 152L181 155L178 156L177 153H179V152H177V150H176L175 152H177V153L174 152V153H175V156H174V157H175V159L178 158V161H181V162L183 161L182 163H184V162H185L184 160H180V159L182 158V156H183L182 153H184V154L187 155L188 152L185 151V152H186V153H185L184 151H183V152H182ZM201 151H203V150H201ZM212 151H209V152H211V153L213 154ZM218 151H219V150H218ZM31 152H30V153H31ZM81 152H82V151H81ZM95 152H96V151H95ZM99 152H100V150H99ZM99 152H98V155L101 154V153H99ZM135 152H136V151H135ZM142 152H144L143 154H145L146 151H145V150H144V151H141V154H140V153H139V154L142 155ZM158 152L161 153V151H158ZM164 152H165V151H164ZM167 152H168V151H167ZM167 152H166V153H167ZM189 152H190V151H189ZM191 152H192V151H191ZM194 152H195V151H194ZM204 152H205V150H204ZM0 153H1V152H0ZM75 153H76V152H75ZM83 153H84V152H83ZM83 153H82V154H83ZM91 153H92V152H91ZM102 153H104V151H102ZM117 153H119V152H117ZM117 153H116V154H117ZM127 153H128V152H127ZM129 153H130V152H129ZM131 153H132V152H131ZM149 153H150V152H149ZM160 153H157V154L160 155ZM166 153L164 154V153H163V150H162V154H164V156H166ZM169 153H170V152H169ZM169 153H168V154H169ZM172 153H173V152H172ZM180 153H179V154H180ZM205 153H206V155H207L208 152L206 151ZM223 153H224V152H223ZM236 153H235V156H237ZM22 154H23V153H22ZM22 154H21V155H22ZM24 154H25V153H24ZM24 154H23V155H24ZM32 154H33V153H32ZM80 154H81V153H80ZM80 154H78V155L80 156ZM104 154H105V153H104ZM113 154H115V153H113ZM113 154H112V155H113ZM119 154H120V153H119ZM122 154H123V153H122ZM136 154H137V153H136ZM136 154H135V155H136ZM139 154H138V155H139ZM147 154H148V153H147ZM157 154H155V155H157ZM176 154H177V156H176ZM228 154H229V155H228ZM233 154H234V153H233ZM233 154H232V155H233ZM1 155H2V154H1ZM1 155H0V156H1ZM53 155H54V153H53ZM101 155H102V154H101ZM112 155H111V157H113L114 160H116V156H117L118 154L115 155V156H114V155L112 156ZM127 155H128V154H127ZM127 155H126V156H127ZM133 155H134V154H133ZM138 155H137V157H138ZM148 155H149V154H148ZM152 155H153V154H152ZM188 155H190V154H188ZM188 155H187V156L184 155V157H186V161L189 162V160H187V159L190 158ZM192 155H194V154H192ZM198 155H199V154H198ZM208 155H209V154H208ZM219 155H220V154H219ZM219 155H218V156H219ZM24 156L26 157V155H24ZM24 156H22V158H24ZM48 156H49V154H45V157L47 158V160H48L49 158H51V157H50L51 155L49 156V158H48ZM56 156H57V155H56ZM56 156H55V157H56ZM79 156H78V157H79ZM120 156H121V154H120ZM130 156H132V155H130ZM145 156H146L145 158H148V159H149V157H150V156H147L146 154H145ZM161 156H162V155H161ZM164 156H162V157H164ZM180 156H181V158H180ZM233 156H234V155H233ZM240 156H241V155H240ZM2 157H3V156H2ZM53 157H54V156H53ZM109 157H110V156H109ZM111 157H110V158H111ZM124 157H125V156H124ZM128 157H129V156H128ZM128 157H127V158H128ZM137 157H136V159H137ZM143 157H144V155H143ZM152 157H153V156H152ZM155 157H156V156H155ZM155 157H154L152 160L156 159ZM157 157H159V156L157 155ZM171 157L173 158V155H171ZM176 157H177V158H176ZM187 157H188V158H187ZM194 157H195V155H194ZM231 157H232V156H231ZM231 157H230V158H231ZM243 157H244V154H243ZM0 158H1V157H0ZM22 158H21V159H22ZM95 158H97V157H95ZM100 158H101L100 156H99V158H97L98 161H99ZM104 158H106V157H104ZM107 158H108V156H107ZM113 158H111V162H109L110 164L113 162ZM132 158H133V157H132ZM139 158H140V159H143L142 156H141V157H138V159H139ZM172 158H171V161L174 162V161H173L174 158H173V159H172ZM179 158H180V159H179ZM197 158H198V157H197ZM197 158H196V160H197ZM206 158L209 159V157H206ZM233 158H234V157H233ZM233 158H231V159H233ZM253 158H254V157H253ZM19 159H20V156H19ZM19 159L17 158L16 161L19 160ZM26 159H28L27 161H29V160H30V157H26ZM26 159H23V162H24V163L19 162V165H16V163L14 162L15 165H16V169H17V166H20V163H21V166H24L25 162H27V161H24V160H26ZM51 159H52V158H51ZM157 159H158V158H157ZM167 159H168V158H167ZM175 159H174V160H175ZM182 159H183V158H182ZM190 159H191V158H190ZM198 159H199V158H198ZM217 159H218V158H217ZM217 159H216V157H215V160H217ZM219 159H220V157H219ZM222 159H224V158H222ZM228 159H229V158H228ZM241 159H242V158H241ZM251 159H252V157H251ZM45 160H46V159H45ZM53 160H54V159H52L51 162H53ZM100 160H101V159H100ZM108 160H109V159H108ZM143 160H144V159H143ZM146 160H147V159H146ZM146 160H145V161H146ZM164 160H165V159H164ZM164 160L160 161L159 163L164 162ZM192 160H193V158H192ZM192 160H191V162L196 161L195 158H194L193 161H192ZM199 160H201V157H200ZM234 160H236V159H234ZM237 160H238V159H237ZM243 160H244V159H243ZM252 160H254V159H252ZM252 160H251V161H252ZM20 161H22V160H20ZM96 161H97V160H96ZM109 161H110V160H109ZM131 161H133V160H130V162H131ZM145 161H144V162H145ZM150 161H151V160H150ZM150 161H149L148 164L151 163ZM157 161H159V159H158ZM157 161L154 160V163H155V162L157 163ZM167 161H168V160H167ZM207 161H208V160H207ZM218 161H219V160H218ZM229 161H231V163L233 162V161L230 160V159H229ZM17 162H18V161H17ZM62 162H63V161H62ZM64 162H65V161H64ZM101 162H102V161H101ZM101 162H100V163H101ZM106 162H107V161H106ZM139 162H140V161H139ZM147 162H148V161H147ZM147 162H146V163H147ZM200 162H201V161H200ZM241 162H242V161H241ZM241 162H238V163L241 164ZM14 163H13V164H14ZM65 163H66V162H65ZM65 163H64V164H65ZM140 163L142 164L143 161L140 162ZM152 163H153V161H152ZM170 163H171V162H170ZM175 163H177V162L175 161ZM197 163H198V162H197ZM201 163L203 164V162H201ZM201 163H200L199 165H201ZM206 163H207V162H206ZM223 163H224V162L220 163L221 166L225 165V164H223ZM22 164H23V165H22ZM27 164H29V162H27ZM27 164H26V165H27ZM49 164H51V163H49ZM53 164H54V162H53ZM101 164H102V163H101ZM101 164H100V165H101ZM104 164H105V163H104ZM125 164H126V163H125ZM143 164H144V163H143ZM148 164H146L145 166H147ZM168 164H169V163H168ZM172 164H173V163H172ZM172 164H169V166L172 165ZM192 164H194V166H191V167H200L199 165H198V166H197V165L195 166V163H192ZM208 164H209V163H208ZM208 164H207L206 167H211L210 165L208 166ZM220 164H219V165H220ZM222 164H223V165H222ZM15 165H12V164H11V166H10V164H9V166H10L11 168H13V166H14V168H15ZM26 165H25V166H26ZM94 165H95V166H94ZM94 165H93V167H96V166H97L96 163H95ZM98 165H99V164H98ZM100 165H99V166H100ZM105 165H106V164H105ZM152 165H153V164H152ZM152 165H151V166H152ZM154 165H155V164H154ZM156 165H157V164H156ZM162 165H163V163H162ZM165 165H166V164H165ZM184 165H186V166L188 167L189 164L187 165V164L184 163ZM203 165H205V163H204ZM237 165H238V164H237ZM27 166H28V165H27ZM27 166H26V167H27ZM49 166H50V165H49ZM63 166H64V165H63ZM102 166L104 167V165H102ZM102 166H100L101 170H102V168H103ZM126 166H127V164H126ZM169 166H168L167 168L165 167V168H166L165 171H167L169 168L172 167V166H171V167H169ZM177 166H179V164H178ZM239 166H240V165H239ZM241 166H243V165L241 164ZM241 166H240V167H241ZM10 167H8V172H7V170H6L7 173H9V171L11 170ZM26 167H25V168H26ZM46 167H48V166H46ZM110 167H112V165H111ZM138 167H139V166H138ZM142 167H143V166H142ZM142 167H140V169H141ZM158 167L160 168L159 165H158ZM158 167H156V168H158ZM204 167H205V166H204ZM228 167H229V166H228ZM232 167H234V164L232 165ZM232 167H231V169L228 168L229 171H231V170L233 171V172L231 171V172H232L231 175L234 174V170H235V173H236V171L238 172L239 169H240L239 167H238V168L236 167L237 170H236V169L233 170ZM9 168H10V170H9ZM25 168H22L21 170H19V169H20V167H19V168L17 169L18 171L16 170L17 172L15 171V169H14V171H13V170H11V171H13L12 174H13L14 172H16V173H18V174L20 175L19 172L22 171L23 169H24V170H28V169H25ZM52 168H54V166H53ZM52 168H50V170L47 168V170L51 171V173H52V172H53V171L51 170ZM96 168H98V167H96ZM96 168H95V169H96ZM106 168H107V167H106ZM132 168H133V167H132ZM134 168H135V167H134ZM134 168L131 169V171L134 170ZM136 168H137V167H136ZM144 168L147 169L146 167H144ZM149 168H150V167H149ZM149 168H148V169H149ZM151 168H152V167H151ZM151 168H150V170H152ZM173 168H174V167H173ZM202 168H203V166H202ZM54 169H57V168H54ZM60 169H61V168H60ZM93 169H94V168H93ZM110 169H111V168H110ZM138 169H139V168H138ZM145 169H144V170H145ZM162 169H163V168H162ZM196 169H197V168H196ZM199 169H200V168H199ZM206 169H207V168H206ZM228 169H227V171H228ZM241 169H242V167H241ZM24 170H23V171H24ZM98 170H100V169H98ZM111 170H113V169H111ZM126 170H127V173L130 172V171L128 172V168H127ZM129 170H130V168H129ZM136 170H137V169H136ZM141 170H142V169H141ZM144 170H143V171H144ZM170 170H172V169H170ZM173 170H174V169H173ZM203 170H205V169H203ZM211 170H213V169H210V170H209V168L207 169V171H211ZM221 170H222V169H221ZM4 171H5V170H4ZM4 171L2 172V170H1V173H4ZM11 171H10V173H11ZM49 171H48V172H49ZM59 171H60V170H58L57 172H59ZM95 171H97V170H95ZM109 171H110V170H109ZM122 171H123V170H122ZM137 171H138V170H137ZM137 171H136V173H137ZM145 171H148V170H145ZM158 171H159V170H158ZM163 171H164V170H163ZM165 171L163 172V174H164V173H165V174L168 173V172L166 173ZM168 171H169V170H168ZM175 171H176L175 173H177L178 168H177V170L175 169ZM183 171H184V170H183ZM193 171H196L195 168H194ZM200 171H201V170H199V172H200ZM207 171H206V174H207ZM218 171H219V170H218ZM229 171H228V172H229ZM24 172H25L26 174H24L23 172H21V174L25 175V176H21L22 179H23V177H24V179H25V178H26V175H27V173H28L27 171H24ZM30 172H31V171H29V173H30ZM101 172H103V171H101ZM104 172H105V171H104ZM149 172H150V171H149ZM173 172H174V171L171 172L172 175H173ZM179 172H180V171H179ZM187 172H188V171H187ZM197 172H198V171H197ZM199 172H198V173H199ZM202 172H203V171H201L200 174H201ZM224 172H225V171H224ZM228 172H227V173H228ZM259 172H260V171H259ZM7 173H4V174H3V175H4V176H3L4 179H2L3 177L0 176V178H1V180H2L1 183H3V181L5 180L4 183H7V185L10 187V186H11V185H9L10 183L8 184V182H10V180L8 181L9 178H8V179H5V174H7ZM10 173H9V174H10ZM16 173L13 174V176H12V175L10 176V175L8 174V177L10 176V177L12 178V177H14V175H17ZM51 173H49V174H51ZM90 173H91V172H90ZM90 173H89V174H90ZM106 173H107V171H106ZM110 173H112V172H110ZM131 173H135V171H133V172H131ZM131 173H130V174H131ZM136 173H135L134 175H136ZM159 173H160V172H159ZM169 173H170V172H169ZM169 173H168V174H169ZM171 173H170V174H171ZM185 173H186V172H185ZM185 173H184V174H185ZM188 173H189V172H188ZM191 173H192V172H191ZM194 173L196 174V172H194ZM194 173H192V174H194ZM204 173H205V172H204ZM219 173L223 175V173H221L220 171H219ZM60 174H61V173H60ZM60 174H58V175H60ZM120 174H121V173H120ZM123 174H124V173H122V175H123ZM125 174H126V173H125ZM141 174H142V172H141ZM155 174H156V173H155ZM178 174H179V173L175 174V177H176V175L178 176ZM192 174H191V175H192ZM200 174H199V175H200ZM202 174H203V173H202ZM228 174L230 175V173H228ZM228 174H227V175H228ZM0 175H1V174H0ZM56 175H57V173H56ZM56 175L54 176V174H53V176H54L53 178H57ZM62 175H64V171H63V174H61V176H62ZM93 175H94V174H93ZM93 175H92V176H93ZM127 175H128V174H126V176H127ZM159 175H160V174H159ZM172 175H169V178L167 179V181L170 180V177H171ZM197 175H198V174H197ZM222 175H221V176H222ZM227 175H226V177H227ZM256 175H258V174L256 173ZM17 176H18V175H17ZM126 176H125V177H126ZM137 176H138V175H137ZM160 176H161V175H160ZM179 176H180V175H179ZM179 176H178V177H179ZM181 176H183V174H182ZM192 176H194V175H192ZM203 176H204V175H203ZM50 177H52V175H51ZM50 177H49V178H50ZM58 177H59V176H58ZM125 177H124V178H125ZM131 177H132V175H131ZM144 177H145V176H144ZM144 177H143V178H144ZM157 177H158V176H157ZM194 177H195V176H194ZM194 177H189V178H190V180H191V178L193 179ZM196 177H197V176H196ZM196 177H195V178H196ZM224 177H225V176H224ZM224 177H222V178H224ZM53 178H51V180H50V181H51L50 185H52V179H53ZM60 178H62V177H59L58 180L56 179L57 184L60 182V181H59ZM91 178H92V177H91ZM122 178H123V176H122ZM122 178H121V179H122ZM126 178H128V177H126ZM126 178H125V179H126ZM135 178H136V177H135ZM141 178H142V177H140V179H141ZM143 178H142V180H143ZM165 178H167V177H165ZM171 178H174V177H171ZM182 178H183V179H182ZM186 178H187V177H186ZM189 178H188V179H189ZM197 178H198V177H197ZM197 178H196V180H197ZM230 178H231V177H230ZM256 178H257V177H256ZM22 179H21V181H20V185H21V182L25 183L24 181H26V180L23 181ZM144 179H148V178L146 177V178H144ZM150 179H151V178H150ZM150 179H149V180H150ZM174 179H175V178H174ZM177 179H178L179 183H181V182H180L181 179L183 180V181L181 180L182 183L185 182L184 176L181 177L180 180H179V178H177ZM199 179H201V181H202V177H201V178L199 177ZM227 179H228V177H227ZM227 179L224 178V181H226ZM259 179H260V178H259ZM1 180H0V181H1ZM6 180H7V181H6ZM86 180H87V178H86ZM123 180H124V179H123ZM142 180H141V182H142ZM162 180H164V179H162ZM203 180H204V178H203ZM222 180H223V179H222ZM229 180H230V179H229ZM231 180H233V178H231ZM13 181H14V180H13ZM13 181H12L11 183H13ZM58 181H59V182H58ZM90 181H91V180H90ZM144 181H145V180H144ZM151 181H152V180H151ZM170 181H171V180H170ZM174 181H176V180H174ZM174 181H173V182H174ZM192 181H194V180H191V181H190V184L192 183ZM233 181H235V180H233ZM258 181H259V180H258ZM61 182H62V180H61ZM121 182H122V180H121ZM121 182H120V183H121ZM124 182H127V181L125 180ZM124 182H122V183H124ZM128 182L130 183L131 181H128ZM145 182H148V183L154 185V183H151V182H149L148 180L145 181ZM145 182H144V183H145ZM152 182H154V181H152ZM173 182H169V183H170L169 186H170L171 183H172V187H176L177 185H176L175 183H174L175 186H173ZM222 182H223V181H222ZM227 182H228V180H227ZM236 182H237V181H236ZM259 182H260V181H259ZM259 182L256 181L255 184H256V183H259ZM4 183H3V186H4V187H3V186H1V187H3V190H5V188H6V191L9 192L8 194H10V193H11L10 190H8L7 187H5V186H7V185H5ZM129 183H126V184H129ZM148 183H147V184H148ZM177 183H178V182H177ZM182 183H181V184H178V185H180L179 188H181V187H186L185 185L189 184V182H185L184 185L181 186ZM186 183H187V184H186ZM194 183H195V181H194ZM194 183H193V184H194ZM197 183H198V182H197ZM220 183H221V181H220ZM248 183H249V182H248ZM18 184H19V183H18ZM136 184H137V183H136ZM136 184H135V186H136ZM138 184H140V182H138ZM138 184H137V185H138ZM141 184H143V183H141ZM147 184H146V185H147ZM200 184L202 185V184H204V183H201V182H200V183H198V184H196V185H200ZM227 184H230V185L233 184V186H235L237 183H233V182H232V183H227ZM234 184H235V185H234ZM250 184L253 185L252 183H250ZM13 185H14V186H13ZM20 185H19V186H20ZM123 185H125V183H124ZM123 185H121V186H123ZM131 185H132V184H131ZM131 185H129V186H131ZM146 185H145L144 187H143V185H142V186H139V185H138V186H139V188H138L139 190L136 189L138 186H137L135 189H134V187H133L134 192H137V191H138L139 194H140L139 196H142V195H143L142 193L144 192V191H143V190H144L143 188H145ZM148 185H149V184H148ZM153 185H152V188L155 190V188H157V186H156L157 184H155L156 187H155V186L153 187ZM161 185H162V182L160 183V187H161ZM204 185H206V184H204ZM204 185H203V186H204ZM222 185H223V183H222ZM222 185H221V186H222ZM230 185H229V186L227 185V186L230 187ZM239 185L242 186V183H241V184L239 183ZM245 185H246V184H245ZM257 185H259V184H257ZM150 186H151V185H150ZM191 186L194 187V185H192V184H191ZM224 186H225V184H224ZM263 186H264V185H263ZM14 187H15V183H13L12 186H11V188L14 189V191L12 190V193H13V192H16ZM16 187H17V184H16ZM124 187L127 188L126 185H125ZM124 187H123V188H124ZM141 187H143V188H141ZM172 187H170V189H171ZM177 187H178V186H177ZM195 187H197V186H195ZM200 187H201V186H200ZM206 187H207V186H206ZM208 187H209V185H208ZM239 187H240V186H238L237 188L240 190ZM251 187H253V186H250V188H251ZM256 187H257V186L255 185V188H256ZM11 188H10V189H11ZM17 188H18V187H17ZM130 188H131V187H130ZM140 188H141V189H140ZM162 188L165 189L164 186H162ZM179 188H173V189H177V190H179V191H181V190L183 189V188H182V189H179ZM188 188H189V187H188ZM197 188H198V187H197ZM203 188H204V187H203ZM243 188H244V187H243ZM259 188H260V187H259ZM128 189H129V187H128ZM142 189H143V190H142ZM146 189H149V188L147 187V188H145V190H146ZM164 189H162L163 192L165 191ZM185 189L188 190L187 188H184V191H185ZM190 189H191V188H190ZM190 189H189V190H190ZM194 189H196V188H194ZM198 189H199V188H198ZM198 189H197V193L200 192V191H198ZM201 189H202V187H201ZM201 189H199V190H201ZM206 189H207V188H206ZM209 189H210V187H209ZM224 189H225V188H224ZM229 189H232V185H231V187H230ZM235 189H236V187H235ZM235 189H234V191H232L233 194H234V192H235V194H236V191L238 190V189H236V191H235ZM16 190H17V189H16ZM125 190H126V189H125ZM125 190H124V193H125ZM136 190H137V191H136ZM140 190H142V191H140ZM150 190H151V189H149V191H150ZM156 190H158V189H156ZM159 190H160V189H159ZM207 190H208V189H207ZM207 190L204 189L203 192L206 193ZM225 190H226V189H225ZM250 190H251V189H250ZM250 190H249V192H250ZM6 191H3V192H5V194H7ZM118 191H119V190H118ZM130 191H131V190H130ZM152 191H153V190H151V192H152ZM172 191H173V190H172ZM184 191H182V193H183ZM222 191H224V190L222 189ZM228 191H229V192H228ZM252 191H253V190H251V192H252ZM258 191H259V190H258ZM140 192H141V193H140ZM145 192H146V191H145ZM151 192H150V193H151ZM153 192H155V191H153ZM166 192H167V190L165 191V193H166ZM185 192H186V194H189V191H188V192L185 191ZM185 192H184V193H185ZM195 192H196V191H195ZM225 192H228V194H229V193H230V190H228V188H227V190H226ZM249 192H248V193H249ZM12 193H11V194H12ZM116 193H117V192H116ZM147 193H148L147 195H146V193H144V196H145V197H148V195H149V196H152L153 194H154V195L157 194V192H155V193H152V195H150L148 191H147ZM158 193H159V191H158ZM176 193H177V192H175V194H176ZM200 193H201V192H200ZM204 193H203V194H204ZM209 193H210V191H209ZM255 193H258V192L255 190ZM259 193H260V192H259ZM261 193H263V195H264V192H261ZM8 194H7V196H9ZM14 194H15V193H13V196H14ZM113 194H114V193H113ZM125 194H126V193H125ZM130 194L133 195L132 193H130ZM137 194H138V193H137ZM166 194H167V193H166ZM186 194H185V195H186ZM192 194L194 195V193H191L190 196H189V195H187V196L191 197ZM195 194H196V193H195ZM201 194H202V193H201ZM233 194H232V195H233ZM237 194H239V192H237ZM253 194H254V193H252V195H251V193H250L251 196H253ZM131 195H128V196H130L131 199H132V196H131ZM159 195H161V194H159ZM164 195H165V194H164ZM167 195H168V194H167ZM167 195H165V197H166ZM197 195H198V194H197ZM212 195H213V194H212ZM224 195H225V193H224ZM240 195H241V194H240ZM250 195H249V196H250ZM259 195H260V194H259ZM261 195H262V194H261ZM7 196H6V198H7ZM11 196H12V195H11ZM11 196L9 197L10 199H11ZM116 196H117V195H116ZM126 196H127V195H126ZM128 196H127V197H128ZM136 196H137L136 200H138V197H139V196H138V195H136ZM194 196H195V195H194ZM209 196H211V194H209ZM241 196H242V195H241ZM256 196H257V194H256L255 196H253V197H250V198H254V197H256ZM4 197H5V196H4ZM124 197H125V195H124ZM152 197H153V196H152ZM158 197H159V196H158ZM158 197H156V198L153 197V198H154V199H158ZM192 197H193V196H192ZM200 197L203 198V197H205V196H200ZM213 197H214V196H213ZM213 197L209 198V200L212 199ZM227 197H229V196H227ZM236 197H237V196H236ZM236 197H235V199H236ZM239 197H240V196H239ZM245 197H246V196H245ZM257 197H258V196H257ZM257 197H256V198H257ZM261 197H262V196H261ZM6 198H5V200L8 199V198H7V199H6ZM12 198H15V197H12ZM16 198H17V197H16ZM16 198H15V200H16ZM114 198H115V196L112 197L110 200L113 202V201H114ZM153 198H152V200H153L154 202L157 201V200H154ZM162 198H163V197H162ZM162 198H161V199H162ZM168 198H169V197H168ZM181 198H182V197H181ZM194 198H196V197H194ZM219 198H220V197H219ZM223 198H224V197H223ZM229 198H231V197H229ZM128 199H129V198H128ZM128 199L126 198V201H127ZM131 199L128 200L127 205H129L128 203H130ZM133 199H135V198H134V195H133ZM139 199L142 200V197H141V198L139 197ZM144 199H146V198H144ZM189 199H190V198H189ZM197 199H198V198H197ZM203 199H206V200H203ZM203 199H202L203 202H204V201H206V203L208 202V201H207V197H205V198H203ZM213 199H214V198H213ZM213 199H212V200H213ZM221 199H222V198H221ZM232 199L235 200L233 197H232ZM260 199L263 200L262 198H259L258 200H260ZM13 200H14V199H13ZM18 200H19V199H18ZM110 200H109V202H110ZM123 200H124V199H123ZM123 200H122V201H123ZM146 200H148V198H147ZM149 200H150V201H149ZM149 200H148L149 202L152 201L151 198H149ZM165 200H166V199H165ZM198 200H199V199H198ZM217 200H218V199H217ZM222 200H223V202H224V199H222ZM225 200H226V199H225ZM227 200H229V199H227ZM246 200H247V198H246ZM251 200H252V199H251ZM255 200L257 201V199H254V202H255ZM261 200H260V201H261ZM7 201H8V200H7ZM7 201H6V203L3 202V201H2V202L5 203V205L10 204L9 201H8V203H7ZM107 201H108V199H107ZM107 201H106V202H107ZM126 201H125L124 203H126ZM133 201H135V200H132V202H133ZM142 201H143V200H142ZM153 201H152L151 203H149V202H146V203H148V204H152V203H154ZM167 201H169V199H168ZM230 201H231V199H230ZM235 201H237V200H235ZM239 201H240V200H238V202H239ZM249 201H250V200H249ZM2 202H1V203H2ZM10 202H11V201H10ZM16 202H17V201H16ZM101 202H102V200H101ZM109 202H107V204H109ZM118 202H120V201H118ZM135 202H136V201H135ZM140 202H141V201H139V203H140ZM144 202H145V201H144ZM161 202H162V200H161L160 202H158V205H159V203H161ZM164 202H165V201H163L162 204H160V205H163ZM203 202H202V203H203ZM210 202H212V201H210ZM218 202H219V201H217V204H219ZM220 202H221V201H220ZM223 202H221V204H222ZM228 202H229V201H228ZM231 202H232V204H233L234 201H231ZM231 202H230V203H231ZM254 202H253V203H254ZM258 202H259V201H258ZM11 203H12V202H11ZM104 203H105V202H104ZM110 203H111V202H110ZM114 203L117 204L115 201H114ZM122 203H123V202H122ZM122 203H121V207H122V205L125 206V205L122 204ZM141 203H143V202H141ZM146 203H145V205H146ZM183 203H184V202H183ZM191 203H192V202H191ZM191 203H189V204H191ZM208 203H209V202H208ZM212 203L214 204V202H212ZM226 203H227V202H226ZM230 203H228V204H230ZM240 203H241V202H240ZM255 203H256V202H255ZM12 204H15V203H12ZM105 204H106V203H105ZM107 204H106V207H108ZM133 204H134V203H132V205H133ZM136 204H138V201L136 202ZM136 204H135V205H136ZM148 204H147V205H148ZM154 204L156 205L157 202L154 203ZM169 204H170V203H168V205H169ZM185 204H186V203H185ZM192 204H193V203H192ZM213 204H212V205H213ZM221 204H220V205H221ZM228 204H227V205H228ZM232 204H231V205H232ZM238 204H239V203H238ZM1 205H2V204H1ZM103 205H104V204H103ZM111 205H112V204H111ZM118 205H119V203H118ZM127 205H126V206H127ZM138 205H139V204H138ZM143 205H144V204H143ZM155 205H154V206H155ZM168 205H166V206H168ZM170 205H171V204H170ZM170 205H169V207H170ZM203 205H204V204H203ZM206 205H207V204H206ZM208 205H209V204H208ZM212 205H210V206H212ZM215 205H216V203H215ZM220 205H219V206H220ZM224 205H225V202H224ZM224 205H222V206H223V210L226 209L228 206H230V205H228L227 207H225ZM260 205H261V206L263 205V202H262V201H261V204H260ZM260 205H259V206H260ZM7 206H8V205H7ZM9 206H10V205H9ZM9 206H8V208H10ZM13 206H14V205H13ZM15 206H16V204H15ZM112 206H114V205H112ZM133 206H134V205H133ZM133 206H132V207H133ZM148 206H149V205H148ZM148 206H147V207H148ZM151 206H152V205H151ZM164 206H165V205H164ZM164 206H163V207H164ZM213 206H214V205H213ZM241 206H242V205H241ZM246 206H248V205H246ZM246 206H245V209L247 208ZM4 207H5V206H4ZM137 207H138V206H136V207L134 206V211H135V208H136V211H138L137 209H138V208H141L142 206H141V207H138V208H137ZM149 207H150V206H149ZM163 207H162V209H163ZM172 207L174 208V206H172ZM172 207H170V208L172 209ZM183 207L185 208L186 206L183 205ZM183 207H182V208H183ZM188 207H189V205H188ZM220 207H221V206H220ZM224 207H225V208H224ZM232 207H234V205H233ZM235 207H236V205H235ZM235 207H234V208H235ZM238 207H239V206H238ZM8 208H7V210H8ZM11 208H12V207H11ZM11 208H10V209H11ZM32 208H33V207H32ZM38 208H39V207H38ZM55 208H56V206H55ZM69 208H70V207H69ZM69 208H68V209H69ZM143 208H144V207H143ZM150 208H153V207H150ZM165 208H166V207H165ZM165 208L163 209L164 211H165ZM229 208H231V206H230ZM229 208H228V210L226 209L227 211H225V210H224V211H225L226 213L229 212V210H230ZM239 208H240V207H239ZM243 208H244V207H243ZM248 208H249V206H248ZM263 208H264V206H263ZM263 208H262V209L260 208L258 211L253 212V213H254L253 215H252V213H251V216H248L249 219H248V221H247V227L245 228L246 230L244 231V233H243V235H242V238H243V240H244V242H245V259H244V264H264V209H263ZM12 209H13V208H12ZM36 209H37V207H36ZM41 209H42V208H41ZM44 209H45V208H44ZM44 209L41 210V211H43V214L45 213ZM53 209H54V208H52V210H53ZM58 209H59V208H58ZM100 209H101V208H100ZM111 209H112V208H111ZM128 209H129V208H128ZM128 209H126V210H128ZM145 209H147V208H145ZM153 209H156V210H157V207L155 206ZM168 209H169V208H168ZM175 209H176V208H175ZM192 209L194 210V208H192ZM192 209H188V211H185V210H187V209L185 208V210L183 211V213L186 212V215H187V214L190 215V212L192 211ZM211 209H213V207H211ZM214 209H215V208H214ZM237 209H238V208H237ZM241 209H242V208H240V210H241ZM4 210H6V209H4ZM52 210H51V211H52ZM98 210H99V209H98ZM101 210H102V209H101ZM106 210H107V209H106ZM119 210H120V209H119ZM123 210H124V209H123ZM123 210H122L121 212H123ZM139 210H140V209H139ZM173 210H174V209H173ZM189 210H191V211H189ZM231 210L234 212L235 209L233 210V208H232ZM231 210H230V212H231ZM256 210H257V209H256ZM14 211H15L14 213H16V209H14ZM35 211H36V213H35L36 216H35V217H36V219H37L38 217H40V216H37V213L40 214V213H39L40 209H39V211H37V210H35ZM99 211H100V210H99ZM131 211H132V210H131ZM141 211L143 212V209H142ZM145 211H146V210H145ZM145 211H144V213L147 215L146 212H148V209H147L146 212H145ZM150 211H151V210H150ZM150 211H149L148 213H151ZM157 211H158V210H157ZM157 211H156V213L158 214ZM175 211H178V210H175ZM195 211H197V210H195ZM209 211H210V210H209ZM209 211H208V212H209ZM214 211H216V210H213V212H214ZM235 211H239V210H235ZM6 212H7V211H6ZM8 212H9V210H8ZM8 212H7V213H8ZM47 212H48V211H47ZM52 212H53V211H52ZM112 212H113V209H112ZM121 212H120V213H121ZM124 212H125L124 214L126 215V213H127L128 211H127V212L124 211ZM152 212H153V211H152ZM180 212H181V211H180ZM192 212H194V211H192ZM213 212H211V213L213 214ZM216 212H217V211H216ZM216 212L214 213V215L216 214ZM225 212L223 213V214H224L223 216L226 215V218H227V214H225ZM100 213H101V212H100ZM102 213H103V212H102ZM110 213H111V211H110ZM132 213H133V212H132ZM135 213H136V215H137V212H135ZM135 213H133V214L135 215ZM144 213H143V214H144ZM166 213H167V215H168V212H167V211H166ZM172 213H173V212H172ZM177 213H178V212H177ZM195 213H196V212H195ZM195 213H192V216H193V214L195 215ZM239 213L241 214V212H239ZM243 213H244V212H243ZM43 214H42V213L40 214L42 220H44V216H43ZM51 214H52V213H51ZM53 214H55V213H53ZM67 214H68V212H67ZM67 214H66V215H67ZM103 214H104V213H103ZM121 214H122V213H121ZM129 214H130V213H129ZM140 214H141V213H140ZM140 214H139V216H140ZM152 214H153V213H152ZM179 214H180V213H179ZM199 214H200V213H199ZM217 214H218V213H217ZM234 214H236V213H234ZM6 215H7V214H6ZM6 215H4V214H3V215H0V217H3V218H1V220H0V221L3 220V221H2L3 224H5V223L7 222V220L9 221V219H11V218H10V215H8V216H9V219H8V218L6 219ZM12 215H13V214H12ZM15 215H16V214H15ZM66 215H65V216H66ZM71 215H72V214H71ZM71 215H70V216H71ZM104 215H105V214H104ZM110 215H111V214H110ZM114 215H115V213H114ZM119 215H120V214H119ZM125 215H124V217L127 218L128 214H127V216H125ZM131 215H132V214H131ZM134 215H132V216H134ZM136 215H135V216H136ZM146 215H143V216L146 217ZM149 215H150V214H149ZM154 215H155V216H153V217H156V216H157L156 214H154ZM167 215H166V217H167ZM186 215H183V217H184V216L186 217V219H187V223H190L189 226L191 227V225H193V224H191L192 222H191L190 220H188V218H187ZM196 215H197V214H196ZM231 215H232V214H231ZM52 216H53V215H52ZM73 216H74V215H73ZM107 216H108V215H107ZM132 216H129V217H131L130 219H132V218L134 219V217H132ZM141 216H142V214H141ZM143 216L140 217L141 221H142V219L144 218ZM147 216H148V215H147ZM159 216H161V215H158L157 217H159ZM164 216H165V214H164ZM174 216H175V215H174ZM190 216H191V215H190ZM199 216H200V215H199ZM212 216H213V215H212ZM215 216H216V215H215ZM218 216H219V215H218ZM228 216H229V215H228ZM234 216H236V215H233V217H234ZM239 216H240V215H239ZM239 216H237L238 219H239ZM242 216H243V215H242ZM242 216H241V217H242ZM45 217H47L46 214H45ZM104 217H105V216H104ZM111 217H113V216H111ZM111 217H110V219H111ZM122 217H123V216H122ZM122 217H120V218H122ZM124 217H123V219H124ZM150 217H151V216H150ZM168 217H169V216H168ZM185 217H184V218H185ZM197 217H198V216H197ZM233 217L231 216L230 219L233 218ZM4 218H5V219H4ZM102 218H103V217H102ZM106 218H107V217H106ZM126 218H125V220H120V221H121V223L119 222L120 226H122V221H124V222L126 223ZM138 218H139V217H138ZM138 218H136V221L139 220ZM146 218H147V217H146ZM146 218H144V219L146 220ZM162 218H164V217H162ZM169 218H170V217H169ZM184 218H183V219H184ZM190 218H192V217H190ZM201 218H202V217H201ZM215 218H216V217H215ZM36 219L34 218V220L36 221V222L33 221V222H34V225H36L37 223L40 224L41 222L39 223V222H38L39 220H38V219L36 220ZM39 219H40V218H39ZM53 219H54V218H53ZM130 219H129V220H130ZM133 219H132V220H133ZM144 219H143V220H144ZM149 219H150L149 221H151V218H149ZM160 219H161V218H160ZM160 219H159V221H160ZM166 219H167V218H166ZM170 219H171V218H170ZM170 219H169V220H170ZM192 219H194V216H193ZM213 219H214V218H213ZM224 219H225V218H224ZM230 219H228V220H230ZM234 219L236 220V217H234ZM238 219H237V220H238ZM4 220H5V223H4ZM12 220H14L13 217H12ZM32 220H33V219H32ZM58 220H59V219H58ZM127 220H128V219H127ZM132 220H131V222H133V223L136 222L135 220H133V221H132ZM147 220H148V219H147ZM147 220H146V221H147ZM154 220H155V219H154ZM157 220H158V219H157ZM161 220L163 221V219H161ZM169 220H166V221L168 222ZM173 220H174V219H173ZM195 220H196V219H195ZM195 220H194V221H195ZM232 220H233V219H232ZM237 220L234 221V222H237ZM239 220H240V219H239ZM27 221H29V218H28V217H27ZM27 221H25V222H27ZM40 221H41V220H40ZM49 221H50V219H49ZM64 221H65V220H64ZM171 221H172V220H171ZM174 221H175V220H174ZM188 221H189V222H188ZM194 221H193V222H194ZM196 221H198V220H196ZM196 221H195V222H196ZM201 221H203V220L201 219ZM201 221L199 220V222H201ZM230 221H231V220H230ZM25 222H24V220H23L22 223H23V225H25V227H26V226H27V225H26L27 223H25ZM50 222H51V221H50ZM50 222H49V224H50ZM65 222H66V221H65ZM124 222H123V223H124ZM144 222H145V221H144ZM156 222H157V221H156ZM163 222H164V221H163ZM169 222H170V221H169ZM182 222H184V220H183ZM182 222H181V223H182ZM216 222H217V221H216ZM216 222H215V223H216ZM238 222H239V221H238ZM238 222H237V224H238ZM240 222H241V221H240ZM11 223H12V222H11ZM30 223H31V222H30ZM44 223H45V221H44ZM51 223H52V222H51ZM68 223H69V222H68ZM77 223H78V222H77ZM127 223H128V221H127ZM129 223H130V222H129ZM129 223H128V224H129ZM133 223H131V224H133ZM138 223H140V222L138 221L137 224L134 225V226L136 227V226L138 225ZM141 223H142V222H141ZM153 223H154V222H153ZM170 223L173 224V222H170ZM170 223H168V224H170ZM181 223H180V226H181ZM204 223H205V221L203 222V224H204ZM228 223H229V222H228ZM228 223H226V224L228 225ZM232 223H233V222H232ZM3 224H1V222H0V232H2V231H1V225H2V227H4ZM6 224H9V223L7 222ZM6 224H5V227H6ZM28 224H29V222H28ZM49 224H48V226H49ZM84 224H85V223H84ZM149 224H150V223H149ZM149 224H147L146 226L148 227ZM164 224H165V222L163 223V225H164ZM174 224H175V223H174ZM183 224H184V225H187V224H185V223H183ZM217 224H218V223H217ZM229 224H231V223H229ZM239 224H240V223H239ZM9 225H10V224H9ZM21 225H22V224H21ZM23 225H22V226H23ZM32 225H33V224H32ZM41 225H42V223H41ZM41 225H40V226H41ZM60 225H61V223H60ZM60 225H57V226L61 227ZM71 225H72V223H71ZM74 225H75V224H74ZM74 225H73V226H74ZM76 225H77V224H76ZM144 225H145V223H144ZM166 225H167V224H165V226H166ZM176 225H177V222H176ZM194 225H195V224H194ZM201 225H202V224H201ZM232 225H234V223H233ZM240 225H241V224H240ZM240 225H237V226L239 227ZM62 226H63V225H62ZM64 226H65V225H64ZM87 226H88V225H87ZM87 226H85V228H86ZM120 226L117 225V228H118V229H121V230L124 229V226H123V228H120ZM142 226H143V225H142ZM154 226H155V225H154ZM167 226H170V225H167ZM171 226L174 227L175 225H174V226L171 225ZM171 226H170V228L172 229ZM178 226H179V222H178ZM180 226H179V227H180ZM189 226H188V227H189ZM215 226H216V225H215ZM237 226L234 225V227H237ZM5 227H4L3 229H5ZM28 227H29V226H28ZM75 227H76V226H75ZM77 227H78V226H77ZM128 227H130V226H128ZM131 227H132V225H131ZM131 227H130V229H132ZM137 227H138V226H137ZM140 227H141V226H140ZM143 227H144V226H143ZM151 227H152V226L150 225V228H151ZM156 227H157V226H156ZM182 227H183V226H182ZM193 227H194V226H193ZM193 227H192V229H193ZM230 227H231V226H230ZM48 228H49V227H48ZM64 228H65V227H64ZM133 228H134V227H133ZM144 228H145V227H144ZM144 228H143V229H144ZM168 228H169V227H168ZM168 228H167V229H168ZM186 228H187V227H186ZM186 228H185V230H186ZM194 228H197V227H194ZM205 228H206V226H205ZM208 228H209V227H208ZM3 229H2V230H3ZM11 229H12V227H11ZM14 229H15V228L12 229L13 231H11L10 229H9V230H10V232L13 233V232H15ZM42 229H43V228H42ZM58 229H60V228H58ZM77 229H78V228H77ZM141 229H142V228H141ZM147 229H148V228H147ZM154 229H155V228H154ZM175 229H177V228L175 227ZM175 229H173V230L175 231ZM180 229H181V228H180ZM192 229H190V231H192ZM198 229H199V228L195 229L196 232H197ZM217 229H218V228H217ZM228 229H229V228H228ZM228 229H227V230H228ZM231 229H232V228H231ZM231 229H230V230H231ZM7 230H8V227H7V229H6V232H5V230H4L5 234L9 231V230H8V231H7ZM23 230H24V228H23ZM23 230H22V231H23ZM73 230H74V229H73ZM87 230H88V229H87ZM132 230H133V229H132ZM139 230H140V228H139ZM139 230L137 231V234H138V232H140ZM145 230H146V229H145ZM168 230H169V229H168ZM173 230H170L171 232H169V231H167V230H166V231L169 232V235H170V233H172ZM181 230H182V231H185V230H183V229H181ZM181 230H180V231H181ZM195 230H193L194 233H195ZM200 230H201V229H200ZM207 230H208V229H207ZM210 230H212V228H211ZM214 230H215V229H214ZM218 230H219V229H218ZM234 230H235V228H234ZM236 230L239 231V228H238V229L236 228ZM236 230H235V231H236ZM56 231H57V230H56ZM58 231H59V230H58ZM65 231H66V230H65ZM71 231H72V230H71ZM85 231H86V229H85ZM122 231H123V230H122ZM122 231H121V232H122ZM128 231H129V232H128ZM135 231H136V228H135V230H134V233H135ZM147 231H148V230H147ZM149 231H152V230L149 229ZM155 231L157 232V228H156ZM160 231H161V230H160ZM160 231H159V232H160ZM162 231H163V230H162ZM177 231H179V230H177ZM198 231H199V230H198ZM39 232H41V231L39 230ZM115 232H116V231H115ZM130 232H131V230L128 229V230H127V233H130ZM132 232H133V231H132ZM132 232H131V233H132ZM143 232H144V231H142V233H143ZM152 232H154V231H152ZM163 232H164V233H163L162 236H164V237H163V239H164L166 235H165V231H163ZM175 232H176V231H175ZM186 232H189V231L186 230ZM186 232H185V233H186ZM231 232H232V231H231ZM236 232H237V231H236ZM12 233H11V235L14 234V233H13V234H12ZM62 233H63L64 235H63ZM62 233H60V234L63 235V237H62V235H60V237H61V238H60V241H58L57 238H54V237L51 238L50 241H48L49 237H48V239H46L47 237H46V238H43L42 236H41V237L39 236L40 234L37 235V238L40 237V238H42L43 240L45 239V242H46V241H48V242H46V243H45V242H44V243L42 242L44 245H41V242H40V244H39L38 242H39V241H42V240H39V241L37 240L36 243H35L36 240H33V241H34L33 244H36V247H31V248H32V251H31V252L29 251V254L27 253L26 257L23 258V261H20V260H18V259H17V260H18L19 262H21V264H22V263L24 264L25 262H26L27 264H66L68 261H70V260L67 261V258L69 259V257H67V254H66V252H67V248H68V243H70L69 240H71V239H69V238H70V237L72 238L73 236L71 235L72 232H71V234L69 233V234L71 235L70 237H69V235H68L69 238H68L67 236L65 237V235H67V234H65L64 231H62ZM84 233H86V232H84ZM127 233H125V234H127ZM134 233H133V234H134ZM161 233H162V232H161ZM173 233H174V232H173ZM173 233H172V234H173ZM185 233H184V234H185ZM202 233H203V232H202ZM228 233H229V230H228ZM21 234H24V233H21ZM47 234H49V231H48ZM47 234H46V236H47ZM74 234H75V233H74ZM107 234H108V233H107ZM133 234H132V235H133ZM135 234H136V233H135ZM149 234H150V233H149ZM158 234H159V233H158ZM176 234H178V232H176ZM179 234H180V233H179ZM205 234H206V233H205ZM209 234H210V232H209ZM215 234H216V233H215ZM230 234H231V233H230ZM230 234H228V235H230ZM232 234H235V233H232ZM232 234H231V235H232ZM236 234H237V233H236ZM1 235H2V234H1ZM8 235H9V234H8ZM11 235H10V236H11ZM42 235H43V234H42ZM58 235H59V234H58ZM79 235H80V234H79ZM120 235H121V234H120ZM122 235H123V234H122ZM122 235H121V236H122ZM127 235H128V234H127ZM132 235L130 236V234H129V236L131 237V238L129 237L130 240H132V237L134 238V235H133V236H132ZM139 235H140V234H139ZM139 235H138V237H139ZM152 235H154V238H155V234H152ZM182 235H183V234H182ZM185 235H187V234H185ZM199 235H200V234H199ZM5 236H7V234H6ZM17 236L22 237V235H17ZM24 236H25V235H24ZM32 236H33V235H32ZM32 236H31V237H32ZM77 236H78V235H77ZM80 236H81V235H80ZM80 236H79V237H80ZM103 236H104V235H103ZM106 236H108V235H106ZM106 236H105V237H106ZM116 236H117V235H116ZM124 236H125V235H124ZM136 236H137V235H136ZM140 236H141V235H140ZM143 236H144V234H143ZM159 236H161V235L159 234ZM232 236H233V235H232ZM236 236H237V235H236ZM2 237H3V236H2ZM7 237H9V236H7ZM12 237L15 238L14 235H13ZM31 237H30V238H31ZM33 237H34V236H33ZM33 237H32V238H33ZM122 237H123V236H122ZM141 237H142V236H141ZM141 237H140V238H141ZM152 237H153V236H152ZM167 237H168V235H167ZM169 237H171V236H169ZM169 237L167 238L168 240L170 239ZM172 237L174 238L173 235H172ZM175 237H177V235H176ZM187 237H190V236H187ZM197 237H198V239L195 238V237H193V239L195 238V239H197V240L199 241V237H200V236H197ZM229 237H231V236H229ZM229 237L227 236V239H230ZM3 238H4V239H3ZM3 238H2V239L5 240V237H3ZM32 238L30 239L31 242H32ZM103 238H104V237H103ZM114 238H115V237H114ZM118 238H120V237H118ZM123 238L125 239V238H127V236H126V237H123ZM144 238H146V234H145V237H144ZM148 238H149V236H148ZM0 239H1V238H0ZM15 239H16V238H15ZM17 239H18V238H17ZM17 239H16V240H17ZM33 239H35V238H33ZM72 239H73V238H72ZM77 239H78V238H77ZM106 239H107V238H106ZM129 239H128V241H130ZM149 239H150V238H149ZM159 239H160V238H159ZM159 239H158V242H159ZM163 239L161 238V240H163ZM165 239H166V238H165ZM165 239H164V240H165ZM176 239H177V241H178V238H176ZM7 240H8V238H7ZM7 240H6V241H7ZM10 240H11V237H10ZM10 240H8V242H4V241H2V242L4 243V246H5V245L7 246V243H9ZM83 240H84V239H83ZM119 240H120V239H119ZM125 240H126V239H125ZM140 240H142V239H140ZM144 240L147 241V239H144ZM155 240H156V239H155ZM164 240H163V241H164ZM170 240H172L171 242L174 243V240H173V239H170ZM170 240H169V241H170ZM189 240H190V238H189ZM197 240H193V241H196V242H197ZM200 240H201V239H200ZM203 240H204V241H203ZM203 240H201V241H202V242H205V239H203ZM11 241H12V240H11ZM11 241H10V242H11ZM77 241H78V240H77ZM114 241H115V240H114ZM116 241H118V240L116 239ZM120 241H121V240H120ZM122 241H123V239H122ZM138 241H139V239H138ZM146 241H145V242H146ZM149 241H150V240H149ZM156 241H157V240H156ZM165 241H166V240H165ZM179 241H180V240H179ZM181 241H182V238H181ZM181 241H180V242H181ZM186 241H188V240H186ZM191 241H192V238H191ZM193 241H192V243H193ZM201 241L198 242V243L201 244ZM228 241H231V240H228ZM235 241H236V240H235ZM235 241H234V242H235ZM2 242L0 241V243H2ZM12 242H13V244L15 243L14 247H17V246H16V242L14 241V239H13ZM12 242H11V243H12ZM19 242H20V241H19ZM147 242H148V241H147ZM158 242H157V243H158ZM161 242H162V241H161ZM175 242H176V241H175ZM196 242H195V244H197ZM231 242H232V241H231ZM231 242H230V243H231ZM236 242H237V241H236ZM5 243H6V244H5ZM24 243H25V241H24ZM29 243H30V242H29ZM37 243H38V244H37ZM71 243H72V241H71ZM71 243H70V244H71ZM113 243H114V242H113ZM119 243H120V242H119ZM121 243H123V242H121ZM124 243H125V246H126L127 243H126L125 241H124ZM138 243H139V242H138ZM140 243H143V241L140 242ZM148 243L150 244V242H148ZM165 243H167V242H164V244H165ZM177 243H178V242H177ZM189 243H190V242H189ZM205 243H206V242H205ZM205 243H204V244H205ZM209 243H210V242H209ZM22 244H23V243H22ZM77 244H78V243H77ZM149 244H148V245H149ZM167 244H170V243L168 242ZM167 244H166V245H167ZM175 244H176V243H175ZM202 244H203V243H202ZM202 244H201V245H202ZM231 244H232V243H231ZM9 245H11V244L9 243L8 246H9ZM17 245H18V244H17ZM27 245H28V244H27ZM27 245H26V246H27ZM30 245H31V244H30ZM37 245H39V246L41 245L42 247H37ZM113 245H115V243H114ZM139 245H140V244H139ZM141 245H142V244H141ZM143 245H145V243H144ZM152 245H153V244H152ZM160 245H161V243H160ZM170 245H171V244H170ZM170 245H168V246H170ZM173 245H174V244H173ZM184 245H185V244H184ZM192 245L194 246V243H193ZM198 245H199V244H197V246H198ZM207 245H209V244H207ZM207 245H205V246H207ZM212 245H213V244H212ZM212 245H211V246H212ZM8 246H7V247H8ZM21 246H22V245H21ZM24 246H25V245H24ZM32 246H35V245H32ZM129 246H130V244H129ZM132 246H133V245H131V247H132ZM174 246H175V245H174ZM174 246H171V247H174ZM178 246H179V244L176 245V249H177ZM197 246L195 245L194 247L198 248ZM209 246H210V245H209ZM0 247H3V246L0 245ZM70 247H71V246H70ZM75 247H76V246H75ZM141 247H142L143 250H144L145 247H144V246H141ZM179 247H180V246H179ZM202 247H203V246H202ZM5 248H6V247H3L4 250H7V249H5ZM8 248H9V247H8ZM23 248H24V247H23ZM29 248H30V247H29ZM31 248H30V249H31ZM76 248H77V247H76ZM80 248H83V247L80 246ZM127 248H128V247H127ZM127 248H126V249H127ZM165 248H167V247H165ZM17 249H19V248L17 247ZM17 249H16V250H17ZM145 249H146V248H145ZM156 249H157V248H156ZM169 249H170V248H169ZM176 249H175V251H176ZM194 249H195V248H194ZM200 249H201V246H200ZM204 249H208V248H205V247H204ZM211 249H213V246L211 247ZM22 250L24 251V249H21V250L19 249L18 252L20 253ZM25 250L28 251L27 247H26ZM147 250H148V246H147L146 251H147ZM172 250H174V248H172ZM180 250H181V249H180ZM197 250L199 251V248H198ZM197 250H195V251H197ZM129 251H130V250H129ZM146 251H145V252H146ZM158 251H159V250H158ZM165 251H166V249H165ZM167 251H168V250H167ZM169 251H170V250H169ZM177 251H178V250H177ZM177 251L174 252V253L176 254ZM184 251H186V250H184ZM202 251H203V250H202ZM205 251H206V250H205ZM208 251H210V250H208ZM211 251H212V250H211ZM18 252H16V253H18ZM73 252H74V251H73ZM172 252H173V251H172ZM172 252H171V253H172ZM182 252H183V250H182ZM212 252H213V251H212ZM2 253H3V252H2ZM2 253H0V256H1ZM6 253H8V252H6ZM6 253H5V255H6ZM11 253H12V251H11ZM14 253H15V252H14ZM14 253H13V255H14ZM16 253H15V254H16ZM21 253L24 254L23 252H21ZM79 253H80V252H79ZM107 253H108V252H107ZM146 253H147V252H146ZM149 253H150V252H149ZM167 253H168V252H167ZM167 253H166V254L164 253V254L167 255ZM169 253H170V252H169ZM169 253H168V255H169ZM178 253H179V252H178ZM178 253L176 254V257H177V258H178V256H177ZM186 253H187V252H186ZM195 253L197 254L198 252H195ZM199 253H200V252H199ZM199 253H198V254H199ZM201 253H202V252H201ZM204 253H205V252H204ZM208 253L210 254V252H207V254H208ZM69 254H70V253H69ZM72 254H74V253H72ZM172 254H173V253H172ZM172 254H171V255H172ZM209 254H208V255H209ZM9 255L11 256L12 254H9ZM18 255H19V254H18ZM24 255H25V254H24ZM147 255H150V254L147 253ZM160 255H161V254H160ZM180 255H181V253H180ZM210 255H212V254H210ZM76 256H77V255H76ZM80 256H81V255H80ZM187 256H188V255H187ZM197 256H198V255H197ZM2 257H6V256H3V254H2ZM11 257H12V256H11ZM16 257H18V256H16ZM16 257H15V258H16ZM172 257H173V256H172ZM199 257H200V255H199ZM199 257H198V258H199ZM202 257H203V256H201V258H202ZM213 257H214V256H213ZM13 258H14V256H13ZM38 258H39V259H38ZM40 258H41V259H40ZM73 258H74V257H73ZM77 258H78V257H77ZM114 258H115V257H114ZM136 258H137V257H136ZM174 258H175V256H174ZM7 259H8V258H7ZM19 259H21V258H19ZM95 259H96V258H95ZM126 259H127V258H126ZM199 259H200V258H199ZM213 259H214V258H212L211 256H206V254H205V256H204V258H203V263H202V264H209L210 261L213 260ZM0 260L2 261V263L4 262L3 264H10V263H11V262L8 261L9 259L7 260L8 263H7V261H6L5 259H1V258H0ZM3 260H5V261H3ZM14 260H15V259H14ZM135 260H136V259H135ZM138 260H139V259H138ZM168 260H170V258H169ZM172 260H173V258H172ZM172 260H171V262H169V263H172ZM1 261H0V262H1ZM94 261H95V260H94ZM94 261H93V262H94ZM98 261H99V260H98ZM98 261H97V262H98ZM111 261H112V260H111ZM149 261H150V260H149ZM153 261H154V260H153ZM153 261L151 260V262H153ZM156 261L158 262V264H160V262H161V261L159 262L158 260H156ZM156 261H154L155 264L157 263ZM178 261H179V260H178ZM178 261H177V262H178ZM204 261H206V262H204ZM72 262H74V261H71L70 263L72 264ZM80 262H81V261H80ZM99 262H100V261H99ZM140 262H141V261H140ZM151 262H150V264H151ZM162 262H163V261H162ZM167 262H168V261H167ZM167 262H166V263H167ZM2 263H0V264H2ZM26 263H25V264H26ZM163 263H164V262H163ZM169 263H167V264H169ZM68 264H69V263H68ZM75 264H76V263H75ZM91 264H92V263H91ZM98 264H99V263H98ZM137 264H138V263H137ZM153 264H154V263H153ZM175 264H176V263H175Z\"/></svg>",
    "mask_w": 264,
    "mask_h": 264
},
{
    "label": "water",
    "instance_id": "obj_3",
    "mask_svg": "<svg viewBox=\"0 0 264 264\" xmlns=\"http://www.w3.org/2000/svg\"><path fill=\"white\" fill-rule=\"evenodd\" d=\"M159 1L160 0H158V3H156V5H155V7H157V8L162 7V4ZM212 1H213V5H212V8L211 9L212 10H215V11L213 13H211V17L214 18V19H217V20H215V21L212 22V24L214 25L212 27L215 28V30H212L211 31V38H213V43H215L216 45H221L220 37L222 35V31H221L220 27L222 25V22L220 21V19H221V15L222 14L220 12V9L222 8L221 7L222 6V3H221V0H212ZM205 2H206V0H200V1H198L197 6L199 7V9H202V8L204 9V8L208 7L207 3H205ZM137 9H141L142 10V4L137 3ZM143 15H144V13H142V12H137L136 13V16L138 18H141ZM229 16L232 17L233 16L232 13ZM196 24H197V28L199 29V31L197 33L198 34V37H199V39L197 41V44H198L199 47L202 48V49H198V54L199 55H206V49H205L206 47L205 46H207V44H208L207 38H208V34L210 35V33H207V31L205 29L209 25L203 19L202 20L200 19ZM135 25H136V28H139V29L142 28V27H144V24H143L142 21L137 22ZM228 25L231 26L232 25V22H230ZM156 27H158V28H162L163 27V24H162V22L160 20H158V22L156 21ZM141 33H142V31H138L137 32V36L138 37L141 36L142 35ZM159 42L160 41H157L158 45H159ZM227 44H229V45L232 44V41H228ZM217 53H218V51H217ZM159 54H160V51H159ZM154 60H155L154 62H156L158 64L160 63V59L156 58ZM232 62H233V60H229L228 61V64L230 65V63L232 64ZM227 72L230 75L226 79L227 83L230 85L228 87V92L231 93L228 96V101L229 102H234V101H236V98L234 96H232V95L235 92V89L236 88L231 86V85H234V83L236 82L235 79H234V77H232V75H231V74H234V69L229 68L227 70ZM219 74L221 75V72H219ZM249 80H251V78H248V81ZM219 81H221L220 78H219ZM251 90H252V88L249 87L248 88V92H251ZM203 100H204V97L203 96L199 97V101L202 102ZM246 100L247 101H250L251 100V97L250 96L246 97ZM108 102H109V100H108ZM199 109L201 110V109H204V108L203 107H199ZM235 109H236V107L233 106V105H231V104L228 106V110H230V111H233ZM61 118H64V117H61ZM67 118H72V117H67ZM16 120H18V119H16ZM26 120L34 121V120H39V119H26ZM41 120L42 121H50V120H54V119L47 118V119H41ZM56 120H58V119H56ZM61 120H66V119H60V121ZM69 120H72V121H83V120H98V119H88V118L86 119V118H80V117L78 118V117H76L75 119H69ZM241 242L243 243L242 237H241L240 240L237 239V247L238 248L240 247V244H242ZM237 250L238 249H235L234 248L233 249V254L236 253ZM243 255H244V253H243ZM227 258H228L229 261L232 260V259H229L228 256H227ZM231 258H233V257H231ZM244 259H245V255L243 257V264H244Z\"/></svg>",
    "mask_w": 264,
    "mask_h": 264
}]
</instances>
